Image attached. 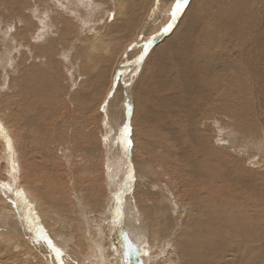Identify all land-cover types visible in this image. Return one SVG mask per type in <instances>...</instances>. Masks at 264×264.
I'll return each mask as SVG.
<instances>
[{
	"label": "bare ground",
	"instance_id": "1",
	"mask_svg": "<svg viewBox=\"0 0 264 264\" xmlns=\"http://www.w3.org/2000/svg\"><path fill=\"white\" fill-rule=\"evenodd\" d=\"M9 1V0H8ZM40 3H38L39 5L36 6L33 1H23V3H21L22 5H18L17 4V9L15 8V6L13 4H15L16 2L14 3H10V1L8 2L9 4L11 5H8L9 7H7L6 5L3 6V11H5V13H3L2 11H0V79H3L1 80L2 81V84L1 85V91H0V112L2 113L3 117L5 116V114L8 116H12L14 115L19 109H21L19 112H21V115H22V110L23 111H28L26 113H24L23 116L27 115L28 117L24 118L25 120V123L23 124V126L26 124V125H32V127L34 126H38V127H41L40 125H44V126H47V121H46V124L43 123V119L41 118H35L34 115L33 116H30V110H31V101H29L28 97L29 96H25V94H29V93H34L33 92V88L34 87H37L36 85H39V86H43L44 88L40 87L42 90L41 94H40V97L41 95H44L43 97L46 98V100L48 99L51 103V100H53V103L52 105H59L57 102L59 101V98L66 100L64 101V104L66 106H69L71 103H72V100L69 101V98L71 96V91L69 90H66L65 91V94L63 93V91H60L61 88L59 89V91H57L58 89L54 86V84H58V78H57V72L61 73L63 71V73L65 75H68L70 74L71 75V70H66L64 64H67V62L69 61L68 59V53H70L72 55V59H76L77 57H79V59L75 60V61H71V63L73 64H78L77 62L80 60V62H82V65H81V69H83V66L84 64H90V66L94 69L96 68H102L101 66L103 65V67L106 66V63L110 61V58H111V54H112V64H111V67L113 69H115L117 63L120 61V59L122 60H125V62H128V60L126 58H121L122 55V51L123 49L125 48V46L128 47V45L134 40L135 42L137 41H140V42H143L144 39L146 38H149V35L154 31V30H157L158 29V26L157 24L161 23V21H166L168 16H170V12H171V8H172V5L174 3V0H164V1H160L162 2V7L160 9V12L159 14L161 15V17L159 16V14H157L160 19L157 20V24L155 27H153V24L152 26H149L150 29L148 30V32H151L149 35L145 34L148 33L147 31L145 30H141L139 31V29L141 28L142 26V21L144 22V20H141V23H140V27H138V32H136L130 39H128V41L126 40L125 41V44L120 47V48H117V43L119 41V39L122 37V34L127 31L128 29H130V27H132V22L131 20L132 19H129V18H126V15H127V12H126V9L129 8L128 7V3L126 4V1L125 0H55L58 4H56L57 6H59L62 11H63V14H61L60 12V15H61V19L57 18H53L51 16H48L49 17V22H50V26H52V28L54 29L55 31V28L56 31H57V38L56 40L53 39L54 36H49L50 34H54L50 31H48L47 29V21L45 22L44 20H40L38 18V15L36 14L37 10L39 8L43 9V10H50L52 9V4L50 1H47L46 3L42 2V0H39ZM45 1V0H44ZM54 1V0H53ZM54 1V2H55ZM152 1V0H151ZM190 1V0H188ZM205 1V0H204ZM219 1V0H218ZM238 1V0H237ZM241 1V0H240ZM243 1V0H242ZM1 2H3V0H1ZM22 2V0H21ZM35 2V1H34ZM132 2V1H131ZM150 2V0H149ZM157 2V0H156ZM207 2V1H206ZM217 2V1H216ZM231 2V0H230ZM245 2V0H244ZM246 2H250V1H246ZM245 2V3H246ZM257 2V1H255ZM260 4V1H258ZM5 3H7L5 1ZM18 3V2H17ZM36 3V2H35ZM141 3V2H140ZM153 3V1H152ZM189 3V2H188ZM218 3V2H217ZM223 3V0L222 2ZM227 3V2H226ZM236 3V2H235ZM234 3V5H235ZM239 3V2H238ZM241 3V2H240ZM243 3V2H242ZM254 3V2H253ZM224 4L225 2L223 3V7H224ZM237 4V3H236ZM247 4V3H246ZM257 4V5H258ZM56 5L55 7L53 8V10H56ZM189 5V4H188ZM212 5V4H211ZM210 5V6H211ZM226 5V4H225ZM21 6V7H20ZM130 6V5H129ZM134 6V5H133ZM159 6V5H158ZM222 6V4H221ZM52 7V8H51ZM149 7H150V4H149ZM160 7V6H159ZM203 7V6H202ZM214 7V6H213ZM249 7V5L247 6ZM246 5L244 7H241V6H234V8L231 10L233 12V17H236L237 15H239V17H243L245 18V23L242 25V27H246V28H250V30H252L253 34H254V38L252 39L253 41L246 44L244 47H245V50H248V51H254L255 49H257V51H254L252 54H250L247 58V63H248V66H251V70L249 71V74L247 73H243L242 71H235V64L233 63V61L231 60L232 63H229L228 61L225 62L224 61V66L223 68L219 70H222L220 74L222 75H219L218 78H217V82L214 81L215 83L213 84V88L215 87L216 89V94L217 95L215 97V101L214 105H209L208 109H210L209 113H213V118L214 120L211 121V124L213 125V127L215 128V133H212L214 134V136L212 137L213 138V142L211 145H209L211 143V140L210 143L208 144L207 142V139L210 138L208 137L207 138V135L204 134L205 130H206V127L208 126V123L209 121L206 119V113H207V110L205 109V103L203 104H200V106H196L195 108H197L196 110H193L194 108H192V104H191V108H192V111H191V116L188 118L189 120H186V122L183 120V122H185L182 126L183 128L185 129H182L183 131H187L189 133V137H190V141L189 142H192V148H189L191 149L190 151H193L192 152H189L191 153V163H192V171H190V177L191 180H193V183H194V187L196 188V193L197 194V198H195L192 193V195L190 196H193L196 200L197 199H204L205 198V202L208 203V205H204L200 208H198L200 211L196 210L197 212H199V215L200 217L198 218H192L191 221H189V219L185 222H182L184 227H185V230H181L182 233L179 234L178 233V230H179V226L177 224V220L179 219V222L181 221L180 217L178 218V215H179V207L178 205H175L176 201L172 202V205H171V208L172 210L169 209V205H167V200L168 202L169 201V198L171 197H167V195L165 194L164 190H163V187L161 188L159 186V184L157 182H154L155 177H153V175L151 174V170L150 168L153 167L152 165H148V163H145L143 161H138V156L139 152H141V145L139 146V144L143 143L141 140H144V137L143 138H140L141 136L143 135H139V133L137 135H139L138 137L140 138V140H138L137 142L134 143L133 145V140H132V135H134L135 131L133 133H130L128 139H130L131 141V147H128L126 149L125 147V144H122L123 143V140H122V132H118L116 134V130L112 128V126H108V124H106V122L104 121V123H102V126L105 128V134L104 136L99 139L97 138V146L94 147V149H103V151L105 152L104 154H106V158H107V163L105 162V175H106V184H107V189L109 188L110 192L105 189L103 192V196L104 198H100L99 196H95V198L98 199L94 200L91 199L89 200V203L87 205H89V207L91 206V204H94V208L96 210V213H89V215H96L98 216V218L96 220H98L99 218H102V222L100 224L97 225L96 229L98 228H101L104 224V221L107 220L108 217L111 216V213L113 211H111L114 207H117L118 205L120 206L122 201L119 200L118 196L116 197V195H124L123 193V190H125V192L129 193V196H127V198H123L125 199V205L123 207L122 210H124V220L126 221V223L128 224V226L126 227H129V226H132L134 228V232H140V235H141V231H139L138 227H140L141 225V222H140V216L139 214L136 212L138 211L136 209V206L134 204V202L137 203V206H138V209H140L144 214V216L146 217L147 220H149V218L154 221V220H157V222H160L159 220L161 219V221L163 222L161 224V229H159L161 231V236H169L173 238V240L175 241V246L173 247L170 243V246L173 247V252H174V255L176 256L175 258H177L175 260L174 263L171 262V264H262L261 263V260L264 261V187L262 185H260L261 183H258V181L260 180L261 177L260 174H264V141L261 140V139H257V131H260L262 132V134L264 133V97L262 99H260L259 97L260 96H264L261 94V89L263 91V88L261 89H257L256 87H254L253 85L254 84H251V88L250 90L252 91V93L255 95L254 97H252L254 100H257V106H259L260 108L258 109V107L256 108L255 104H252L251 102L247 101L245 99V97L242 95H238L237 96H241V97H237L236 96V93L237 91L240 92V93H243L242 91L246 90L247 93H248V90L245 89L244 87H242L243 85L246 87L245 84H248V83H245L243 82V80L241 79L242 75L244 77V75H251V78L252 80L255 81L256 84H259L261 86H264V15L262 17H260L257 12L251 7H249L247 9ZM255 7V6H254ZM23 10V13H25L24 18H21V16H19V13L18 11L20 10ZM133 8V7H131ZM137 9V8H136ZM186 9V8H185ZM227 9V8H226ZM225 9V10H226ZM256 9H257V6H256ZM147 10V9H146ZM154 10V9H153ZM224 10V11H225ZM229 10V9H228ZM11 11L12 13L14 12H17L15 14H17V16L14 17H11ZM57 11V10H56ZM60 11V10H59ZM66 11V12H65ZM185 11V10H184ZM192 11V10H191ZM20 12V11H19ZM42 12V11H41ZM39 12V13H41ZM48 12V11H47ZM130 12V11H129ZM132 12V10H131ZM155 12V11H154ZM187 12V11H186ZM256 12V13H255ZM260 12V10H259ZM22 13V12H21ZM44 13V12H43ZM53 12H51L52 14ZM64 13H67V14H71L73 16L74 19H71V16L67 17V16H64L65 14ZM148 13V12H146ZM45 14V13H44ZM132 14V13H131ZM155 14V13H154ZM187 14V13H186ZM189 14V13H188ZM262 14V12H261ZM43 15V14H42ZM41 15V16H42ZM105 16V18H101L99 16ZM133 15V14H132ZM148 14H146L147 16ZM152 15V14H151ZM150 15V16H151ZM209 15V14H208ZM22 16V17H23ZM44 16V15H43ZM185 16V15H184ZM189 16V15H188ZM230 16V15H229ZM56 17V15H55ZM133 16H131L132 18ZM152 17V16H151ZM46 18V17H44ZM171 18V16H170ZM189 18V17H188ZM191 18V17H190ZM205 18V17H204ZM39 19V20H38ZM43 19V18H42ZM180 19V18H179ZM194 19V18H193ZM235 19V18H233ZM232 19V20H233ZM240 20L239 18H236V20ZM58 23L56 22H53V21H58ZM139 20V19H138ZM153 20V19H152ZM35 21L36 22V25L38 26V24H40L39 26H41L38 31H34V27H35ZM68 22H71V23H67ZM156 21V20H155ZM183 21V20H182ZM195 21V19H194ZM193 21V22H194ZM66 22V23H64ZM146 22V20H145ZM175 22V21H174ZM154 23V22H153ZM168 23V22H167ZM172 23V20L171 22ZM238 23V22H237ZM169 24V23H168ZM174 24V23H172ZM191 24H192V20H191ZM144 25V24H143ZM36 26V27H37ZM147 26V25H146ZM236 26V25H235ZM49 27V26H48ZM45 29V32H43L44 29ZM136 28V26H133V29ZM146 28V27H145ZM188 28V27H187ZM190 28V27H189ZM188 28V29H189ZM36 29V28H35ZM132 29V28H131ZM132 29V30H133ZM137 29V28H136ZM160 29V28H159ZM164 29V28H163ZM162 29V30H163ZM246 30V29H245ZM33 31V32H32ZM49 32L48 34L46 32ZM55 31V32H56ZM130 31V30H129ZM164 31V30H163ZM191 31V30H190ZM196 31V29H195ZM210 31V30H209ZM234 31V30H233ZM144 32V33H143ZM204 32V31H203ZM202 32V34L205 36L207 34H204ZM242 32V31H241ZM248 32V31H247ZM133 33V32H132ZM167 33V32H166ZM191 33H195L192 32ZM190 33V34H191ZM47 34V35H46ZM189 32L186 30H182L179 34H175V40L172 39L169 43H165V45H162L164 47H161V51L160 48H159V45H157L156 47V50L155 51H159L157 54V58H161V56H165V55H172V50L170 48H172L171 46L172 45H175L177 46V49L174 51V56L171 58V59H177V55H179L180 58L179 59V63H186L189 62V56L190 54L189 53H186L185 50H182L184 51L186 54L182 55L180 52V47H179V43L177 41V38L181 37L183 35H187L188 36ZM192 34V35H193ZM197 34V31L196 33ZM194 34V35H195ZM201 34V33H199ZM230 34V33H229ZM245 34V32H244ZM55 35V34H54ZM121 35V36H120ZM169 35V34H167ZM216 37H215V36ZM209 34L207 39L204 40L205 41V45L206 47L209 46V48H213L215 46H217V44L219 43V40L217 39V34ZM226 35V34H225ZM231 35V34H230ZM237 35V34H236ZM242 35V34H241ZM46 36H49L50 38H46ZM124 37H129L130 35L129 34H126V35H123ZM148 36V37H147ZM196 36L198 35H195L192 36L194 38H196ZM203 36V38H204ZM221 36V35H220ZM24 37V38H22ZM166 37V36H165ZM184 37V36H183ZM191 37V35H190ZM222 37V36H221ZM220 37V38H221ZM224 37V35H223ZM227 37V36H226ZM46 38V39H45ZM126 38H123L119 43H122ZM158 38V37H157ZM156 38V39H157ZM162 38V37H161ZM174 38V37H172ZM180 38V39H181ZM187 38V37H186ZM201 38V37H200ZM228 38V37H227ZM239 38V36L237 37ZM242 38V37H241ZM240 38V39H241ZM250 39V37H248ZM246 38V39H248ZM27 39V40H26ZM60 41H59V40ZM152 39V38H150ZM159 39V38H158ZM197 40L199 38H196ZM224 39V38H223ZM230 39V38H228ZM228 39H226V41H228ZM235 41V37L233 38ZM248 39V40H249ZM25 40L26 42L28 43H25ZM142 40V41H141ZM170 40V39H169ZM179 40V39H178ZM183 40V39H182ZM196 40V42H197ZM203 40V39H202ZM201 40V41H202ZM237 40V39H236ZM245 40V39H244ZM243 40V41H244ZM155 41V38H153V40H150V42L148 43L149 46H152L153 43ZM174 41V44H172V42ZM184 41V40H183ZM223 41V40H221ZM242 41V40H240ZM165 42V41H164ZM229 42H232V41H229ZM62 43H65L67 44V47L69 45V50L67 48H64L63 47V44ZM195 43V42H194ZM198 43H199V40H198ZM202 44V42H200ZM221 44H224L226 42L223 41L220 42ZM57 44V45H55ZM62 44V45H61ZM144 44V43H143ZM160 44V43H159ZM162 44V43H161ZM160 44V46H161ZM172 44V45H171ZM182 44V43H181ZM187 44V43H186ZM227 44H229L227 42ZM234 44V43H233ZM232 44V45H233ZM236 44H238V41H236ZM241 44V43H240ZM29 46V45H32L31 48H29L30 52L26 51L25 49H21V48H25V46ZM131 45V44H130ZM183 45V44H182ZM196 45V43H195ZM195 45H193V48L195 47ZM200 44H198L199 46ZM204 45V44H202ZM62 46V47H61ZM120 46V45H119ZM133 46V45H131ZM201 46V45H200ZM227 45H225L224 48H226ZM230 46V45H229ZM234 46V45H233ZM237 46V45H236ZM61 47V48H60ZM154 47V46H152ZM191 47V46H190ZM235 47V46H234ZM241 47V46H240ZM35 48V49H34ZM199 48V47H198ZM237 48V47H236ZM239 48V47H238ZM251 48V49H250ZM65 49V50H64ZM181 49H184L183 47H181ZM208 49V48H207ZM216 49V48H215ZM215 49H210V50H213V52L215 51H219V52H223L222 54H226V51L224 52V49L222 47V45H219L217 46V50ZM220 49L222 51H220ZM240 49V48H239ZM238 49V50H239ZM20 51V53L18 54V58L17 57H14L16 58L17 60H14L16 61L14 63V61H12L13 59L11 58L13 56V54L16 53V51ZM25 50V51H23ZM32 50V51H31ZM33 50H35V52L32 54ZM112 50H114V54L112 52ZM127 50V49H126ZM153 50V48H152ZM194 50H197L196 48ZM193 50V51H194ZM215 50V51H214ZM235 50V49H234ZM237 50V49H236ZM235 50V51H236ZM128 51V50H127ZM126 51V52H127ZM187 51H189L188 47H187ZM191 51H192V48H191ZM200 50H198L199 52ZM207 51V50H206ZM217 51V52H218ZM204 52V51H202ZM200 53V54H204V53ZM228 52V51H227ZM232 52V51H231ZM46 53V54H45ZM125 53V52H124ZM146 53V52H145ZM183 53V52H182ZM249 53V52H247ZM27 54L29 56H31V61H29V58H27ZM41 54V55H40ZM43 54V56H42ZM48 57L49 59V56H50V59L51 62L53 61V63H55V67L52 65L53 63H48V59L44 62L45 58V55ZM122 54V55H121ZM193 54V52H192ZM197 54V53H196ZM208 54V53H207ZM221 54V53H220ZM234 54V53H233ZM17 55V53H16ZM37 55V57L35 56ZM60 55V56H59ZM213 55V54H212ZM211 55V56H212ZM217 55V53H216ZM214 55V58L213 60H215V56ZM227 55V54H226ZM231 57L232 58V53H230ZM228 55V56H230ZM15 56V55H14ZM70 56V55H69ZM147 56V55H146ZM194 56V54H193ZM193 56L191 58H193ZM206 56V55H205ZM209 56V55H207ZM219 56V55H218ZM217 56V57H218ZM223 55L219 56V57H222ZM235 56V55H233ZM64 58L67 59L66 60H61V58ZM128 57V56H127ZM139 57V56H138ZM177 57V58H176ZM199 57V55H198ZM227 57V56H226ZM226 57L224 59H226ZM238 57V56H236ZM43 59V60H38V59ZM131 58V57H130ZM137 58V57H136ZM168 58V57H167ZM197 58V57H194V59ZM201 58V56L199 57ZM204 58V57H203ZM209 58V57H208ZM228 58V57H227ZM241 58V57H240ZM170 59V58H168ZM170 59V60H171ZM115 60V61H114ZM133 60V59H131ZM160 60V59H159ZM216 60H219L220 61V58L219 59H216ZM237 60V59H236ZM240 60V59H239ZM135 61V59H134ZM166 61V60H165ZM175 61V60H174ZM194 61V60H192ZM203 61V59H202ZM205 61V60H204ZM210 61V60H209ZM235 61V60H234ZM38 62V63H37ZM171 62V61H170ZM216 62V61H215ZM215 62H212L214 64H218V63H215ZM239 62V61H238ZM243 59L242 61L240 62V64L243 65ZM177 63V62H176ZM178 63V68L180 69V71L178 72V75L176 76L177 79L175 80H179V82H185L186 85L185 87H187L190 83V77L189 75L192 73L194 74L192 71H183V67L184 68H187L188 66H182V65H179ZM188 63V64H189ZM193 63V62H192ZM198 63H202L200 59H197V64ZM207 62H205L206 64ZM211 63V62H209ZM221 63V62H220ZM223 63V62H222ZM221 63V64H222ZM14 64V65H13ZM87 64H86V67H87ZM141 64V62H140ZM172 64V63H171ZM205 64L203 63L204 67H205ZM257 64V65H256ZM69 65V62L68 64ZM71 65V64H70ZM121 65V64H120ZM119 65V66H120ZM196 65V64H195ZM209 65V64H208ZM238 65V64H237ZM118 66V67H119ZM151 66V65H150ZM174 66V65H173ZM190 66V65H189ZM197 66V65H196ZM202 66V64H201ZM214 65L213 64H210L209 66L207 67H210L208 69L209 72H213V67ZM220 66V65H219ZM239 66V65H238ZM69 67V66H68ZM71 67V66H70ZM69 67V68H70ZM76 67V66H75ZM123 67V66H122ZM133 67V66H132ZM137 67V66H136ZM193 67V65L191 66ZM215 67V66H214ZM244 68V66H242ZM247 66H245V69ZM85 68V67H84ZM124 68V67H123ZM166 70L170 69L169 67H165ZM168 68V69H167ZM175 67H171V69H173ZM200 68V66L198 67ZM197 68V69H198ZM203 68V66H202ZM240 68V67H238ZM237 68V69H238ZM78 69V68H77ZM80 69V68H79ZM120 69V68H119ZM136 69V68H135ZM134 69V70H135ZM146 69V68H145ZM189 69V68H188ZM204 69V68H203ZM88 70V69H87ZM111 70V69H110ZM148 70V69H147ZM174 70V69H173ZM192 70V69H191ZM201 70V68H200ZM216 71V69H214ZM242 70V69H241ZM74 71V70H72ZM78 71V70H77ZM80 71V70H79ZM83 71V70H82ZM113 71V70H112ZM127 71V70H126ZM136 71V70H135ZM143 71V70H142ZM149 71V70H148ZM164 71V70H163ZM176 72V70H174ZM203 71V70H201ZM200 71V72H201ZM244 71H247V70H244ZM86 72V70H85ZM83 72V73H85ZM107 72V71H106ZM133 72V71H132ZM131 72V73H132ZM141 72V71H140ZM146 72V71H145ZM157 72V71H156ZM169 72H172V71H169ZM198 72V71H197ZM123 73V72H121ZM128 73V72H127ZM153 73V72H151ZM174 73V72H173ZM199 73V72H198ZM202 73V72H201ZM208 73V72H207ZM236 73V75H232L233 77H231L230 74H234ZM107 74V73H106ZM104 73V76L106 75ZM146 74V73H145ZM154 74V73H153ZM153 74H149L148 73V77L152 80H154V77L156 76H153ZM168 74V73H167ZM170 75L172 73H169ZM175 74V73H174ZM204 74V73H203ZM210 74V73H209ZM208 74V75H209ZM213 74V73H211ZM110 75V74H109ZM116 75V74H115ZM130 75V73H129ZM169 75V76H170ZM176 75V74H175ZM207 75V74H206ZM223 75H226V77H224ZM230 75V77L228 76ZM238 75V76H237ZM78 76V75H77ZM108 76V75H107ZM105 76V77H107ZM134 76V75H133ZM145 76V75H144ZM143 76V77H144ZM146 76V77H147ZM192 76V75H191ZM203 76V75H202ZM213 76V75H212ZM217 76V74H216ZM241 76V77H240ZM63 77V76H61ZM121 77V76H120ZM145 77V78H146ZM159 77V75L157 76ZM165 78V76H163ZM171 77V76H170ZM174 77V76H173ZM197 77V76H196ZM200 77V76H199ZM206 77V76H205ZM209 79H210V75L208 76ZM215 78V76H213ZM70 78V77H69ZM112 78V77H111ZM123 78V77H122ZM126 78V77H125ZM133 78V77H132ZM136 78V76H135ZM134 78V79H135ZM160 78V77H159ZM157 78V79H159ZM169 78V77H168ZM204 79V76L202 77ZM201 78V81H203ZM247 77H245L246 79ZM60 79V78H59ZM71 79V78H70ZM75 79V78H74ZM77 79H82V78H77ZM85 79V78H83ZM121 79V78H120ZM131 79V77H130ZM142 79V78H141ZM198 79V77H197ZM206 79V78H205ZM204 79V80H205ZM213 78H211L210 80H212ZM66 80V79H65ZM68 80V79H67ZM96 80V79H95ZM112 80V79H111ZM116 80V79H115ZM123 80V79H122ZM167 80V78H166ZM195 80V79H194ZM199 80V79H198ZM214 80V79H213ZM71 81V80H69ZM78 81V80H77ZM144 80L142 79L141 82H143ZM157 81V80H156ZM164 81V80H162ZM200 81V83H201ZM248 81H251V80H248ZM79 82V81H78ZM140 82V81H139ZM140 82V83H141ZM145 82V81H144ZM155 82V81H154ZM173 82V79L172 81ZM175 82V81H174ZM178 81H176L175 83H177ZM197 82V81H196ZM205 82V81H203ZM208 82V81H207ZM252 82V81H251ZM109 83V82H108ZM126 83V82H124ZM128 83V82H127ZM184 83V84H185ZM194 83V82H193ZM191 83V84H193ZM199 83V82H197ZM210 83V82H209ZM253 83V82H252ZM4 84V85H3ZM111 84V83H110ZM151 84V83H149ZM147 84V85H149ZM157 84V83H156ZM166 84V83H165ZM164 84V85H165ZM178 84V83H177ZM11 87H10V86ZM72 85V84H71ZM76 85V83L74 84ZM94 85V84H93ZM120 85V84H119ZM137 85V84H136ZM155 85V84H154ZM169 85V84H167ZM165 85L166 88L169 89V86ZM176 86V84H174ZM181 85V84H180ZM206 85V84H205ZM242 85V86H241ZM61 86V85H60ZM65 86V85H64ZM82 86V85H81ZM80 86V87H81ZM84 86V85H83ZM123 86V85H122ZM126 86V85H125ZM123 86V87H125ZM129 86H131L129 84ZM157 86V85H156ZM173 86V85H172ZM171 86V87H172ZM179 86V84H178ZM194 86V85H193ZM198 86V85H197ZM207 86V85H206ZM250 86V85H249ZM256 86V85H255ZM145 87V86H144ZM174 87V86H173ZM182 86L178 87L179 90L176 92L178 94V96H176V99L177 101L174 103L176 105L180 103L179 106H186L189 102H190V99H191V95L192 94H189V92L187 91H190L188 90L187 88H185V92L182 91L181 89ZM192 87V85H191ZM211 87V88H212ZM122 88V87H121ZM127 88V87H126ZM139 88V86H138ZM147 88V87H146ZM160 88H162L160 85H159V91L161 90ZM176 88V87H175ZM174 88V89H175ZM196 89V87H194ZM206 87H204L205 89ZM248 88V87H246ZM12 89V90H11ZM14 89V90H13ZM64 89V88H62ZM75 89V88H74ZM109 89V88H107ZM128 89V88H127ZM140 89V88H139ZM150 89V88H149ZM203 89V88H202ZM201 89V90H202ZM203 89V90H204ZM7 90V91H6ZM78 91V89H76ZM119 90V89H118ZM117 90V92H118ZM155 90V89H154ZM170 90V95H171V91L173 90L172 89H169ZM207 90V88L205 89ZM204 90V91H205ZM210 90V89H209ZM249 90V91H250ZM10 92L13 94L16 95V97L14 96H11L10 93H3V92ZM145 91V89H144ZM175 91V90H174ZM195 91V90H193ZM14 92V93H13ZM38 92V91H36ZM44 92V93H43ZM90 93V91H88ZM92 92V91H91ZM130 92V91H129ZM135 92V91H134ZM158 92V91H157ZM173 92V91H172ZM198 92H201V91H198ZM196 92V93H198ZM207 92V91H206ZM211 92V91H210ZM43 93V94H42ZM82 93V92H81ZM107 93V92H106ZM128 93V92H127ZM142 93V92H141ZM146 93V92H145ZM144 93V94H145ZM156 93V92H155ZM161 93V92H160ZM175 93V92H174ZM174 93L172 94V96L174 95ZM195 93V92H194ZM204 93V92H203ZM213 94V92H211ZM251 93V94H252ZM64 94V98L62 97V95ZM88 94V93H87ZM115 94V93H114ZM112 93V96L114 95ZM122 94V93H121ZM153 94V93H151ZM163 92L161 93V98H160V95L159 96H155V98H159L162 100V97H164L163 95ZM199 94H202V93H199ZM198 94V95H199ZM207 94V93H206ZM205 93L203 95H206ZM11 97H10V96ZM22 96L20 98H22V101H20V103H18V105L20 106L21 103L23 105V103L26 105V106H23V108H19L18 105V110L16 108V104L17 103V97L19 96ZM35 95V94H33ZM66 95V97H65ZM86 95V94H85ZM106 95V94H105ZM124 95V94H123ZM130 95V94H129ZM143 95V93H142ZM158 95V94H157ZM165 97L163 98L164 100L166 99V94L164 93ZM169 95V96H170ZM176 95V94H175ZM209 95V94H208ZM225 95H230L229 97L233 98V101L234 99H236V102H234V104L228 100L226 98ZM37 96V95H36ZM78 96V95H77ZM108 96V95H107ZM122 96V95H121ZM128 97V95H126ZM168 96V94H167ZM171 96V97H172ZM191 96L189 99L188 97ZM194 96V95H193ZM202 96V95H199V97ZM211 96V95H210ZM214 96V94H213ZM38 97V96H37ZM42 97V98H43ZM59 97V98H58ZM75 99L76 97L73 96ZM88 97V96H87ZM148 97V96H147ZM175 97V96H173ZM198 97V96H196ZM207 96H204V98H206ZM34 98V97H32ZM31 98V99H32ZM36 98V97H35ZM39 98V97H38ZM81 98V96H80ZM89 98V97H88ZM105 98V97H104ZM111 99H113L112 97H110ZM118 98V97H117ZM123 98V96H122ZM154 98V97H153ZM154 98V99H155ZM168 98V97H167ZM202 98V97H201ZM209 98V97H208ZM240 98V100H238ZM14 99H16V101H13ZM19 99V98H18ZM103 99V97H102ZM110 99V100H111ZM128 99V98H127ZM144 100V98H142ZM148 99V98H147ZM158 99V101L160 102V100ZM169 99V98H168ZM175 99V98H174ZM243 99V100H242ZM249 99V98H248ZM40 100V99H39ZM44 102H45V99H43ZM58 100V101H57ZM78 100V99H77ZM80 100V99H79ZM82 100V99H81ZM80 100V101H81ZM91 99H89L90 101ZM130 100V99H129ZM192 100V99H191ZM204 100V99H203ZM238 100V101H237ZM261 100V102H260ZM109 101V100H108ZM107 101V102H108ZM119 101V100H118ZM131 101V100H130ZM137 101V100H136ZM150 101V100H149ZM155 101V100H154ZM173 101V100H172ZM172 101H171V105H172ZM202 101V99H201ZM201 101H197V104L201 103ZM209 101V100H208ZM213 101V99H212ZM211 101V102H212ZM39 102V101H37ZM41 102V100H40ZM39 104H43V103H40ZM86 102V101H85ZM139 102V101H138ZM137 102V103H138ZM145 102V106H143L144 110H145V107L148 105H146L147 103V100L143 101ZM179 102V103H178ZM195 102V100H194ZM49 103V104H50ZM75 103H78L77 101ZM100 103L103 104V102L101 101ZM106 103V102H105ZM110 103V101H109ZM112 103V101H111ZM114 103V102H113ZM128 103V101H127ZM131 103V102H130ZM149 103V102H148ZM152 101L149 103V106H155V103L153 102L152 104ZM166 103V102H165ZM193 103V101H192ZM238 104V106H241L243 108V110L245 111L246 114L248 113H251L252 111H254L255 113H257L256 116V119L254 121H251L249 122L247 125L244 124L243 126V129H241V132H242V135L241 134H238V132H233V130L229 127H225L226 122L224 123V121H226L224 117L225 114L224 112L228 113L227 112L228 110H231V108ZM46 104V103H45ZM69 104V105H68ZM74 104V103H73ZM151 104V105H150ZM167 104V103H166ZM165 104V105H166ZM190 104V103H189ZM196 104V105H197ZM91 105H93L91 103ZM89 105V106H91ZM100 105V104H99ZM117 104H115L114 106H116ZM125 105V104H124ZM168 105V104H167ZM63 106V105H62ZM137 106V104H136ZM142 105H140L141 107ZM148 106V107H149ZM151 106V107H152ZM208 106V104H207ZM237 106V105H236ZM21 107V106H20ZM87 107V106H86ZM108 107V106H107ZM117 107V106H116ZM132 107V106H131ZM129 107V108H131ZM139 107V106H137ZM135 107V118L134 119H138L137 115L139 113L142 112V116H143V113L144 111ZM150 107V108H151ZM159 106H157L155 109H157ZM164 107V105L162 106ZM166 107V106H165ZM173 107V105H172ZM178 107V106H176ZM188 106H186L187 108ZM194 107V105H193ZM71 108V107H69ZM104 108V107H103ZM126 108V107H125ZM175 108V106H174ZM190 106H189V109H191ZM235 109V107H233ZM232 108V109H233ZM63 109V108H62ZM68 109V108H67ZM86 109V108H85ZM93 109V108H91ZM97 109V108H96ZM99 109V108H98ZM105 109V108H104ZM103 109V110H104ZM118 109V108H117ZM133 109V108H132ZM167 109V108H165ZM164 109V110H165ZM171 109V108H170ZM169 109V110H170ZM177 109V108H176ZM175 109V110H176ZM183 109V108H182ZM187 109V110H189ZM233 109V111H234ZM258 109V110H257ZM88 110V109H87ZM100 110V109H99ZM126 110V109H125ZM129 110V109H128ZM147 110V109H146ZM149 110V109H148ZM153 110V109H152ZM158 110V109H157ZM160 110V109H159ZM175 110H173L172 112H174ZM179 110V109H177ZM186 110V109H185ZM186 110V111H187ZM102 111V110H101ZM124 111V110H123ZM154 111V110H153ZM162 111V110H161ZM184 111V110H183ZM182 110L180 112H183ZM195 111V112H193ZM89 112V111H88ZM106 112V111H105ZM122 112V111H121ZM129 112V111H128ZM159 112V111H158ZM158 112L156 114V117L158 115ZM166 112V111H165ZM253 112V113H254ZM82 113V112H81ZM102 114H104L103 112H100ZM98 113V114H100ZM131 113V112H130ZM164 114V112H161ZM175 113V112H174ZM189 113V112H188ZM235 113V112H234ZM239 113V112H237ZM17 114V113H16ZM19 114V113H18ZM17 114V115H18ZM30 114V115H28ZM49 114V113H48ZM61 114V113H60ZM91 114V113H90ZM117 114V113H116ZM115 114V116H116ZM151 114V113H150ZM162 114V115H163ZM168 115L170 113H167ZM178 113L176 112V117L180 116L181 117V114L180 115H177ZM183 114V113H182ZM232 114V113H231ZM230 114V115H231ZM2 115H0V117H2ZM17 115H14V116H17ZM108 114H106V118L109 120V116H107ZM125 115V114H124ZM141 115V114H140ZM147 117L150 118V116L148 115V113H146ZM161 115V114H160ZM171 115V114H170ZM184 115V114H183ZM182 115V116H183ZM243 113L239 114V117H242ZM20 116V114H19ZM50 116V115H49ZM48 116V118H49ZM103 116V115H102ZM127 116V115H126ZM211 116V117H212ZM248 116V115H247ZM250 116V115H249ZM89 118V116H86ZM146 117V116H145ZM160 117V116H159ZM158 117V118H159ZM162 117V116H161ZM172 117V116H171ZM229 117V116H228ZM99 118V116L97 117ZM95 117V119H97ZM112 118V115L111 117ZM117 118V117H116ZM133 118V117H132ZM131 118V120L127 119L125 121V124H121V127L119 128H124L125 125H128L130 127V130L133 131V129H135L134 127V123L133 124V119ZM152 118V117H151ZM155 117H153L154 119ZM163 118V117H162ZM161 118V119H162ZM181 118H184L181 117ZM186 118V117H185ZM210 118V117H209ZM231 118V117H230ZM245 118H246V115H245ZM253 118V117H252ZM3 119H6V118H3ZM21 119V118H20ZM19 119V121H20ZM93 119V120H95ZM145 119V118H143ZM148 119V118H146ZM156 119V118H155ZM164 120H166L165 118H163ZM162 119V120H163ZM228 119V118H227ZM244 119V118H243ZM7 120H8V117H7ZM23 120V121H24ZM43 120V121H42ZM49 120V119H48ZM88 120V119H87ZM92 119H90L89 122H91ZM101 120V119H99ZM112 120V119H111ZM116 120V119H115ZM118 120V119H117ZM124 120V119H123ZM150 120V119H149ZM161 120V121H162ZM163 120V121H164ZM171 121V119H169ZM168 120V121H169ZM175 120V118H174ZM4 121V120H3ZM17 121V120H16ZM85 121V119L83 120ZM113 121V120H112ZM112 121H110L112 123ZM120 121V120H119ZM148 121V120H146ZM145 121V122H146ZM154 121V120H153ZM157 121V120H156ZM155 121V122H156ZM162 121V122H163ZM167 121V120H166ZM165 121V122H166ZM234 121V120H233ZM6 122V120H5ZM4 122V123H5ZM22 122V121H21ZM59 122V121H58ZM57 122V125H60L59 123ZM65 122V121H64ZM87 122V121H86ZM86 122H84L86 124ZM109 122V123H110ZM122 122V120H121ZM149 122V121H148ZM158 122V121H157ZM179 121H176V123H178ZM229 122V121H227ZM2 123V124H4ZM15 123V121H14ZM23 123V122H22ZM66 123V122H65ZM88 123V122H87ZM98 123V122H97ZM117 123V122H116ZM147 123V122H146ZM145 123V124H146ZM170 123V122H169ZM246 123V122H245ZM1 122H0V126L2 125ZM9 124V126L7 127H11L14 131V137H15V133H16V129H15V126L14 124H12V122L10 121H7V125ZM18 124V123H17ZM20 124V123H19ZM115 124V122H114ZM141 124V123H140ZM151 124V122H150ZM155 124V123H154ZM162 124L163 126V123H159V125ZM5 125V124H4ZM2 125V127L4 126ZM21 125V124H20ZM56 125V126H57ZM88 125V124H87ZM101 125V124H100ZM112 125V124H111ZM116 125V124H115ZM148 124H146L147 126ZM158 125V126H159ZM242 125V124H241ZM22 126V125H21ZM75 126V125H74ZM99 126V125H98ZM97 126V127H98ZM137 126V125H136ZM139 126V125H138ZM137 126V128H138ZM181 126V125H180ZM19 127V126H18ZM59 127V126H58ZM57 127V128H58ZM66 127V126H65ZM86 127V126H85ZM161 127V126H159ZM167 127V126H165ZM209 127V126H208ZM212 127V126H211ZM172 128V127H170ZM174 128V127H173ZM172 128V129H173ZM180 128V127H179ZM225 128L228 129V131L226 132L225 131ZM241 128V127H240ZM6 129V128H5ZM3 128H0V162H3L4 163V166L5 167V171H4V175L6 178V183L2 184V189L0 190H3L2 193L1 192V196L0 198V244L3 243L4 247L6 246H9L11 245V249L12 251L15 253V257L11 260V261H5L7 259L4 260V257H0V258H3V260L5 261H1L0 264H61V261H62V264H69L67 261H68V258L69 257H72V256H69L67 257V253L64 252V254L62 253L63 256L60 257V260L58 261L55 257V253L52 251V249L49 247L48 243L43 239V235L46 234L48 239L52 242V244L54 245L55 244V239H51L49 237V231H52V229L50 228V224H54L55 225V228L57 229H60L62 231L61 234H64L65 231H68L67 233L69 232H76V235L81 233L80 236H82V232H79L78 231V227H82L81 224L85 225V222L87 223L86 224V227L88 224H92L95 222L94 219H90V216L86 215L85 218H81L77 215V213L79 211H83L80 207L81 205V202H77L75 205H71L72 202H75V199L78 198L77 196H72V198H70V201L64 204H68L67 206H59V208H46L45 210V201L44 203L41 202H38V200H36L35 198H33V196H31L30 194H28V192L26 191H23L22 190V185L21 183H19V174H20V170H19V167H18V162H17V156L19 155V158H20V162H21V175L20 178H23L24 179V182H25V187L26 185L28 186V179L27 178V168H23V161H25V159H27V151L25 149H23L24 146L23 143L20 144L19 142V137H18V134L16 135V137L14 138L15 139V144H14V140L9 137L10 135L8 134L7 131L9 130H5ZM12 129H10L12 131ZM41 128H38L37 130L40 131ZM65 129V128H64ZM101 129V128H100ZM167 129V128H166ZM169 129V128H168ZM54 130V129H53ZM56 130V129H55ZM67 130V129H66ZM97 130V129H96ZM123 130V129H121ZM209 130V129H208ZM142 132H145L144 134L148 137V140L149 141V138L151 137V132L148 130V129H143L141 130ZM169 132L171 131V129L168 130ZM178 131V130H177ZM180 131H181V128H180ZM178 131V132H180ZM184 131V132H185ZM49 132V131H48ZM88 132V131H87ZM168 132V133H169ZM209 132H212L209 130ZM224 132V133H223ZM19 133V132H18ZM69 133V132H68ZM66 134V141H70L72 140V136L69 134ZM174 133V132H173ZM26 134H27V131H26ZM54 134V133H53ZM96 134V133H95ZM176 134V132L174 133ZM172 134V135H174ZM179 134V133H178ZM181 134V133H180ZM179 134V135H180ZM192 134V135H191ZM193 134H194V137L195 139H193ZM57 134H54L50 136L51 141L52 143L54 144V141L57 145L58 143V138L61 137L60 135L59 136H55ZM80 135V134H79ZM136 135V134H135ZM170 135V134H169ZM261 135V134H260ZM54 136V137H53ZM82 136V135H81ZM177 136V135H175ZM242 137L243 140L241 143H239V137ZM56 137V138H55ZM86 137V135H85ZM136 137V136H135ZM136 137V138H138ZM180 137V136H179ZM179 137H177V139H179ZM25 138H28V139H31V137H29V134L25 136ZM64 138V136H63ZM95 138V137H94ZM138 138V139H139ZM146 138V137H145ZM181 138V137H180ZM79 139V138H78ZM177 139H174V140H177ZM41 140V139H40ZM75 137H74V141H75ZM80 140V139H79ZM85 140V139H84ZM134 140H137V139H134ZM163 143H162V151L167 154H169V148H171V145L173 146L174 144L171 142L173 140V138L171 136H167L163 139ZM189 140V139H188ZM42 141V140H41ZM48 141V140H47ZM120 141V142H119ZM141 141V142H140ZM151 141V139H150ZM149 141V142H150ZM186 141V140H184ZM146 142V144H150V146L152 147L151 145V142ZM155 142V141H154ZM156 142H157V139H156ZM175 142V141H174ZM179 142V141H178ZM145 143V141H144ZM143 143V144H144ZM47 144V142L45 143ZM179 144V143H178ZM177 144V145H178ZM187 141H186V144L187 145ZM34 145V144H33ZM61 145V144H60ZM63 145V143H62ZM78 145V144H77ZM83 145H85L83 143ZM132 145H133V148H132ZM145 145V144H144ZM154 146L156 144H153ZM166 145V146H165ZM176 145V144H175ZM184 145V147H185ZM43 146V145H42ZM65 145H63L64 147ZM88 146V145H87ZM86 146V148H87ZM94 146V144H93ZM147 146V145H146ZM179 146V145H178ZM14 147V150H12V148ZM29 147V146H28ZM80 147V146H79ZM144 146H142L143 148ZM176 146H174V149ZM199 147H203L205 149V152H203L202 154L198 151H200ZM27 148V147H26ZM30 148V147H29ZM43 148V147H42ZM60 148H62L60 146ZM82 148V146H81ZM85 147H83L82 149L84 150ZM85 148V149H86ZM146 148V147H145ZM144 148V149H145ZM148 148V147H147ZM79 149V148H78ZM132 149L134 155H133V162H134V174L136 175V181H135V191L132 195V193H130L129 191H127V188L126 186L124 187L125 184H121L123 181H121V170H122V167H124V164L127 163L128 160H130L129 158V152H131L130 150ZM143 149V150H144ZM178 149V148H177ZM180 149V148H179ZM182 149V148H181ZM204 149H201L204 151ZM18 150V152H17ZM62 150V151H61ZM61 150H57V153L59 154V157L60 159H64L67 163H69V161H71V154H69L70 152H68L66 149H61ZM92 150V147H89L88 148V151H80L82 153H85L86 154V157L89 161H92V154H93V151ZM98 150V151H99ZM137 150V151H136ZM138 150H140L138 152ZM151 150V149H150ZM261 150V151H260ZM31 151V150H30ZM41 151V150H40ZM72 151V150H71ZM74 151V150H73ZM78 151V152H80ZM171 151V154L172 153H175V152H172V150L170 149ZM176 151V150H175ZM181 151V150H179ZM29 152V150H28ZM76 152V151H75ZM143 152V151H142ZM141 152V153H142ZM153 152V151H152ZM100 153H102L100 151ZM146 153L149 154V152L146 151ZM260 153H261V156H260ZM95 154V152H94ZM170 154V155H171ZM180 154V153H179ZM177 154V155H179ZM182 154V152H181ZM180 154V155H181ZM51 155V154H50ZM102 155V154H101ZM144 155H147V154H144L141 155V156H144ZM185 154H183L184 156ZM29 156V155H28ZM79 156V154H78ZM95 156V155H94ZM97 156H99L97 154ZM152 156V154H151ZM160 157H158V162H161L163 164L169 166L170 164H168L167 162V157H164L162 154H159ZM169 156V155H168ZM172 158H173V155H171ZM186 156V155H185ZM184 156V157H185ZM188 156V155H187ZM33 158V155L31 156ZM71 157V158H70ZM81 157V155H80ZM86 157H83V158H86ZM30 158V156H29ZM76 158V157H75ZM129 158V159H128ZM151 158V157H150ZM171 158V160H172ZM186 158V157H185ZM188 158V157H187ZM85 159V160H87ZM98 159V158H97ZM132 159V158H131ZM140 159V158H139ZM155 159H156V156H155ZM33 160V159H32ZM35 160V159H34ZM63 160V162H65ZM101 160V159H100ZM142 160V159H140ZM190 160V158H189ZM188 160V161H189ZM73 161V160H72ZM89 161L87 163H89ZM95 161V159H94ZM36 162V161H35ZM75 162V161H74ZM77 162V161H76ZM82 162V161H81ZM171 162V161H170ZM182 162V161H180ZM185 162V161H184ZM37 163V162H36ZM41 163V161H40ZM84 163V162H83ZM91 163H94V162H91ZM91 163H90V167H91ZM104 163V162H103ZM154 163V162H153ZM152 163V164H153ZM156 163V164H157ZM176 163V162H175ZM13 164L15 165V171H13ZM76 164V163H75ZM74 164V165H75ZM100 164V163H98ZM173 164V162H172ZM171 164V165H172ZM181 164V163H180ZM227 164H229V168L226 166ZM46 165V164H45ZM72 165V164H71ZM127 165V164H126ZM129 165V164H128ZM159 165V164H158ZM157 165V166H158ZM170 165V166H171ZM184 165V164H183ZM41 166V165H40ZM68 166V165H67ZM78 166V165H77ZM83 166V165H82ZM156 166V167H157ZM163 166V165H161ZM190 166V165H189ZM189 166H186L187 169H189ZM85 167V166H84ZM96 167V166H95ZM155 167V166H154ZM160 167V166H159ZM221 167H225V172H222L223 175H219L217 174V171L219 170V168ZM39 168V167H38ZM41 168V167H40ZM58 168V167H57ZM93 168V166H92ZM103 168V166H102ZM127 168V167H126ZM131 168V167H130ZM184 166L181 167L180 166V169L183 170ZM185 168V170H186ZM52 169V168H50ZM91 169V168H90ZM161 170V167L158 168L157 170ZM167 169V168H165ZM92 170V169H91ZM103 170V169H102ZM126 170V169H125ZM179 170V169H178ZM222 170V169H221ZM37 171V170H36ZM41 171V170H40ZM56 171V170H55ZM128 171V170H127ZM163 172V169L161 170ZM160 171V172H161ZM170 171V170H169ZM184 171V170H183ZM33 172V171H32ZM50 172V171H49ZM94 172V171H93ZM130 172L133 173L132 170H130ZM165 172H167L165 170ZM177 172V171H176ZM180 172V170L178 171ZM188 172V171H187ZM38 173V172H37ZM55 173V172H54ZM164 173V172H163ZM168 173V172H167ZM165 173V175L167 174ZM233 173V174H232ZM40 174V173H38ZM37 174V176H38ZM43 174V172L41 173ZM51 174L53 175L52 171H51ZM154 174V173H153ZM159 174V173H158ZM169 174V173H168ZM178 174V173H177ZM182 174H184L182 172ZM176 175V174H175ZM40 176V175H39ZM50 176V175H49ZM65 176V175H64ZM93 176V175H92ZM104 176V174H103ZM128 176V175H127ZM161 176V174H160ZM163 176V175H162ZM177 176V175H176ZM187 176V175H186ZM185 176V177H186ZM47 177V176H46ZM180 177V176H179ZM49 178V177H48ZM71 178V177H70ZM104 178V177H103ZM125 177H123L122 179H124ZM159 179V177H157ZM176 178V177H175ZM45 179V178H44ZM127 178H125L126 180ZM133 177L132 175L130 176V178H128V185H133ZM178 179V178H177ZM21 180V179H20ZM36 180V179H35ZM70 180V179H69ZM105 180H104V184H105ZM124 180V181H125ZM148 180V181H147ZM175 180V179H174ZM173 180V181H174ZM189 180V179H188ZM33 181V179H32ZM32 181L31 183L29 184H32ZM40 181V180H39ZM38 181V182H39ZM45 181V180H44ZM51 182V180H49ZM54 180H52L53 182ZM172 181V179L170 180ZM126 182V181H125ZM189 182V181H188ZM221 183V184H224V185H218V183ZM264 182V181H263ZM219 183V184H220ZM48 184V183H47ZM55 184V182H54ZM53 184V185H54ZM71 184V182H70ZM69 184V185H70ZM103 184V185H104ZM106 184L104 186H106ZM121 184V186H120ZM34 185V184H32ZM36 185V184H35ZM39 185V184H38ZM68 185V186H69ZM92 185V184H91ZM127 185V183H126ZM37 186V185H36ZM45 186V184H44ZM42 186V188L44 187ZM50 186V185H48ZM185 186V185H184ZM38 187H41V186H38ZM46 187V186H45ZM51 187V186H50ZM74 187V186H73ZM78 187V186H77ZM120 187H124L123 189L121 188L120 190H116ZM189 187V186H188ZM188 187H185V188H188ZM192 187V186H190ZM9 188L11 189L9 191ZM24 188V187H23ZM29 188V187H28ZM41 188V189H42ZM104 187L102 186V189ZM131 188V187H129ZM133 188V187H132ZM40 189V188H39ZM38 189V190H39ZM50 189V188H49ZM63 190H67V189H64L62 188ZM70 188H68V191H69ZM75 189V187H74ZM77 189V188H76ZM139 189V190H138ZM193 189V188H192ZM27 190V189H26ZM36 190V188H35ZM33 189V191H35ZM122 190V191H121ZM190 190V189H189ZM31 191V190H30ZM40 191V190H39ZM121 191V192H120ZM147 191V192H146ZM185 191V190H184ZM192 191V190H191ZM77 192V191H75ZM81 192V191H80ZM79 192V193H80ZM190 192V191H189ZM194 192V191H193ZM52 193V192H51ZM182 193V192H181ZM131 194V195H130ZM155 194H157L155 196ZM158 194H160V198L162 200V204L159 201V197H158V201H155L153 202L152 200H154V197H152L153 195L155 197L158 196ZM188 194V193H187ZM37 195V194H36ZM35 195V196H36ZM54 195V194H53ZM80 195V194H79ZM100 195V194H99ZM255 195H259L260 196V199L259 201L257 200H252V198L255 196ZM51 196V195H50ZM55 196H56V193H55ZM70 196V197H71ZM187 196V195H186ZM203 196V197H202ZM45 197V196H44ZM43 197V198H44ZM87 197V196H85ZM102 197V196H101ZM188 197V196H187ZM37 198H40V197H37ZM42 198V199H43ZM68 198V197H67ZM185 198V197H184ZM58 199V198H57ZM56 199V200H57ZM66 199V198H64ZM82 199V198H81ZM88 199V198H86ZM174 199V198H173ZM191 199V198H190ZM228 199V201H227ZM43 200H46V199H43ZM47 200H51V198H47ZM46 200V201H47ZM60 202L62 201L61 199H59ZM78 200V199H77ZM189 200V199H188ZM188 200H186L188 202ZM195 200V202H197ZM173 201V200H172ZM192 201V200H191ZM199 201V200H198ZM51 202V201H49ZM55 202V201H54ZM85 202V201H84ZM203 202V201H202ZM201 200L199 203H202ZM57 203V202H55ZM62 203V202H61ZM130 203V205H129ZM171 203V202H170ZM192 203V202H190ZM198 203V202H197ZM123 204V203H122ZM147 204V205H146ZM183 204V203H182ZM181 204V205H182ZM193 204V203H192ZM191 204V206H192ZM205 204V203H204ZM51 206L50 203L47 204L46 206ZM83 205V204H82ZM81 205V206H82ZM198 205V204H197ZM261 205H262V208H261ZM40 206L42 207V211L43 212H40L39 215H40V218L43 219H39V216L37 214V210L40 208ZM71 206V210L69 209V213L65 211V207H70ZM174 207V210H173V207ZM189 206V205H188ZM189 206V207H191ZM194 206V205H193ZM192 206V207H193ZM36 207H37V210H36ZM52 207V206H51ZM85 208V206H83ZM92 207V206H91ZM121 207V206H120ZM119 207V209H120ZM182 207V206H181ZM180 207V208H181ZM186 207V206H185ZM188 207V209H189ZM93 208V207H92ZM86 209H88V206L86 207ZM104 209V212L105 214L103 213H99L97 212V210H103ZM147 209H149L148 213H147ZM186 209V208H185ZM204 209V210H202ZM121 210V211H122ZM190 210V209H189ZM40 211V209H39ZM86 211V210H85ZM118 211V210H117ZM140 211V213H141ZM187 211V210H186ZM185 211V212H186ZM195 211V213H196ZM74 213V215H71V213ZM101 212V211H100ZM139 212V211H138ZM181 212V211H180ZM183 212V211H182ZM191 212V211H190ZM82 213V212H81ZM116 213V212H115ZM170 213V217L168 218L167 215H169ZM188 213V212H186ZM119 214V212H118ZM116 214V215H118ZM142 214V213H141ZM182 214V213H181ZM180 214V215H181ZM192 214V213H191ZM191 214H190V217H191ZM115 215V216H116ZM120 215V214H119ZM118 215V216H119ZM152 215L153 216V219H152ZM187 214H185L186 216ZM189 215V214H188ZM197 215V214H196ZM203 215H204V218H203ZM74 217L75 220L73 222V220H71V217ZM193 216V215H192ZM198 216V215H197ZM92 217V216H91ZM113 217V216H112ZM80 218V219H78ZM114 218V217H113ZM122 218V216H121ZM183 218V216H182ZM188 218V217H186ZM118 219V218H117ZM169 219V220H167ZM101 220V219H100ZM115 220V219H114ZM183 220V219H182ZM78 222V223H77ZM100 222V221H99ZM98 222V223H99ZM112 222V221H111ZM149 222V221H147ZM178 222V223H179ZM203 226L202 224L200 223H203ZM81 223V224H80ZM110 222H108L109 224ZM117 223V221H116ZM153 223V222H152ZM151 221L148 223V224H152ZM156 223V222H155ZM76 224V225H75ZM125 224V223H124ZM126 224V225H127ZM47 225H49L47 227ZM74 226V228L71 230V226ZM95 225V224H94ZM113 225V224H112ZM146 225V224H145ZM78 226V227H77ZM116 226V225H115ZM48 228V232H47V228ZM54 227V226H53ZM119 227V226H118ZM123 227V226H122ZM141 227H144L141 225ZM149 227V225H148ZM182 227V226H181ZM183 227V228H184ZM83 228H85L83 226ZM109 228V227H108ZM107 228V229H108ZM121 228V227H120ZM125 228V227H124ZM158 228V226H157ZM62 229H64L65 231H63ZM90 229V228H89ZM93 230V227L91 228ZM104 229V228H103ZM54 230V229H53ZM71 230V231H70ZM84 230V229H83ZM101 230V229H100ZM106 230V229H105ZM124 230V229H123ZM154 230V228H153ZM156 230V229H155ZM56 231V230H55ZM85 231H86V228H85ZM102 231V230H101ZM131 230H128V229H125L123 235H122V238L123 240H125L124 236H127L129 237L130 235H132V232H130ZM149 231V230H148ZM64 232V233H63ZM71 232V234H72ZM87 232V231H86ZM93 232V231H92ZM133 232V233H134ZM54 233V232H53ZM65 233V234H67ZM112 233V232H111ZM52 235V233H50ZM70 234V235H71ZM91 234V232H90ZM68 235V234H67ZM78 235V236H79ZM84 235V234H83ZM87 235V234H86ZM115 235V234H114ZM113 235V237H114ZM145 235V234H144ZM178 235H180L179 237H177ZM62 236V235H60ZM90 236V235H89ZM94 236H97V238L93 241H91V245H92V249L89 251V253H91V255H86V256H82L80 258H78L75 262H73V264H79L81 262V264H162V263H159L160 261L162 262L163 261V256L161 254H158L157 256H154L153 261H149L147 258H145L143 252H145L144 248L142 247V244H140V240L138 241H134L132 240V243L130 244V241L127 243V249L126 252H124L125 250H121L122 253H125L127 254V257H119L118 259L122 260V259H125L127 261H119L118 262V259H117V262H114L115 259L114 258H117L116 256H121V255H118L119 252L121 251H115V250H111L109 248V252H108V247L106 246V243H109L107 242V239L106 237H99L100 236V232H98V230H96L93 234V237ZM102 236V235H101ZM108 236V235H107ZM134 236V234H133ZM63 237V236H62ZM69 237V236H68ZM75 237V236H74ZM74 237L71 238L74 239ZM84 238H82V240L84 241V239H87V237L85 236H82ZM137 237V236H136ZM135 237V238H136ZM53 238V237H52ZM64 238V237H63ZM160 238V237H159ZM138 239V238H137ZM144 239V238H143ZM151 239V238H150ZM54 240V241H53ZM57 240V239H56ZM78 240V239H76ZM121 240V241H123ZM146 240V239H145ZM153 240V239H152ZM164 240H166L164 238ZM171 240V239H170ZM75 241V240H74ZM120 240L116 241V242H119ZM167 241L169 242V240L167 239ZM165 241V242H167ZM57 242V241H56ZM80 242V240H79ZM127 242V241H126ZM144 243V241H142ZM148 242V241H147ZM153 242V241H152ZM167 242V243H168ZM173 242V241H172ZM60 243V242H59ZM94 243V244H93ZM65 244V243H64ZM78 244V243H77ZM80 244V243H79ZM85 244V243H84ZM83 244V245H84ZM113 244V243H112ZM122 244V242L120 243ZM129 244L131 245V247H129ZM166 244V243H165ZM58 244H55L54 246L56 248H59ZM82 245V243H81ZM122 245H125V243H123ZM106 246V248L104 247ZM111 246V245H110ZM109 246V247H110ZM126 246V245H125ZM124 246V247H125ZM150 246V245H149ZM170 246H168L167 248H170ZM87 247V246H85ZM118 247V245H117ZM121 247V246H120ZM148 247V246H147ZM156 247L155 245H151L150 246V249L148 251H151L152 249L156 250ZM3 248V247H2ZM7 250H8V247H6ZM116 248V247H115ZM114 248V249H115ZM119 248V247H118ZM166 248V247H165ZM83 249V247H82ZM86 249V248H84ZM3 250V249H2ZM67 250V249H66ZM81 250V248H80ZM142 250V251H141ZM168 250V249H166ZM165 250V252H166ZM83 251V250H82ZM80 251V252H82ZM86 251V250H85ZM111 251V252H110ZM147 251V250H146ZM170 251V250H169ZM157 252V251H156ZM171 252V251H170ZM6 253H8V251H6ZM83 253V252H82ZM84 253H87L84 252ZM108 253L110 254H113V258L111 256V258H109L108 256ZM148 253V252H147ZM158 253V252H157ZM164 254V252H162ZM3 256V253L1 252V249H0V256ZM4 254H5V251H4ZM12 253H10L11 255ZM110 254V255H111ZM120 254V253H119ZM14 256V254H12ZM66 255V256H65ZM77 255V253H76ZM80 255V254H78ZM9 256V255H8ZM12 256V257H13ZM170 258L171 256L168 255ZM6 257V256H5ZM11 257V256H10ZM166 257V256H165ZM164 257V258H165ZM73 258V257H72ZM74 259V258H73ZM147 259V260H146ZM162 259V260H161ZM173 259V258H172ZM1 260V259H0ZM166 261H168L167 259H165ZM171 260V259H170ZM174 260V259H173ZM169 262V261H168ZM264 263V262H263ZM165 264V263H164ZM167 264H170L167 263Z\"/></svg>",
	"mask_w": 264,
	"mask_h": 264
},
{
	"label": "rangeland",
	"instance_id": "2",
	"mask_svg": "<svg viewBox=\"0 0 264 264\" xmlns=\"http://www.w3.org/2000/svg\"><path fill=\"white\" fill-rule=\"evenodd\" d=\"M5 1L7 2V3H5ZM10 1V3H14V2H16L15 4H13L14 6H15V8L17 9V4L18 5H22L21 3H23V1L24 0H22V2H21V0H9ZM8 0H3V2H1V0H0V11H2L3 13H5V11H3V6L4 5H6L7 7H9L8 5H11V4H9L8 2H9ZM26 1V0H25ZM27 1H33V3L36 5V6H38L39 4L38 3H40V1L39 0H27ZM36 3H35V2ZM47 1H50L52 4H54V5H52V7L54 8L55 7V5L56 4H58L55 0V2L53 1V0H42V2H44V3H46ZM126 1V4L128 3V7L129 8H127L126 9V12H127V15H126V18H129V19H132L131 20V22H132V27H130V29H128L127 31H125L123 34H122V37L119 39V41H118V43H117V48H120V47H122L124 44H125V41L127 40L128 41V39H130L136 32H138V27H140V23H141V20H144L145 18V20H146V22H145V20H144V22L142 21V26H141V28L139 29V31H141V30H145V31H147L148 32V30L150 29V27L149 26H152V24H153V27H155L156 26V24H157V20L158 19H160V17H161V15L159 14V12H160V9L161 8H163L162 7V2H160V1H164V0H157V2H156V0H152L153 1V3H152V1L150 0V2H149V0H125ZM132 1V2H131ZM166 1V0H165ZM207 1V2H206ZM218 3H217V2ZM247 0H245V2H246ZM248 1H250V2H244V0L242 1H240V0H231V2H230V0H223V3L225 2V4H224V7H223V3H221L222 2V0H190V1H188L189 3V5L187 4V6L185 7L186 9H184L185 11H183L181 14H180V16L178 17V19L177 20H175V22L174 21H172V23H174L173 24V27L171 28V30L170 31H168L167 33L165 32V31H163L164 29H165V27L168 25V23H170L171 22V20H172V18H170V16H168V18H167V20L166 21H161V23L159 24H157V26H158V29L157 30H154L152 33L151 32H148V33H146L145 32V34H147V35H149L150 33V35H149V38H145L144 39V41L143 42H140V41H137V42H135L134 40H136V39H134L130 44L131 45H133V46H131L130 44L128 45V47L127 46H125V48L123 49V51H122V54H124V55H122L121 56V58L123 57V58H126L127 60H128V62H125V60H121L120 59V61L117 63V65H116V67H115V69H113L112 67H111V64H112V61L113 60H111L112 59V54H111V58H110V61L109 62H107L106 63V66L105 67H103V65L105 64H103L101 67V69L98 67V68H96V69H94V68H92L91 66H90V64L88 63H86L87 64V67H86V64H84V66H83V69H81L82 67H81V65H82V62H80V60L77 62L78 64H73V63H71V61H75V60H77V59H79V57H77L76 59H72V55L70 54V53H68V59H69V65H67L68 64V62H67V64H64V65H66L65 67V69L66 70H74V71H72L71 70V75L70 74H68V75H65L64 73H63V71L61 72V73H59V72H57V80H58V84H54V86L58 89L57 91H59V89L61 88V90L60 91H63V93L65 94V91L66 90H69V91H71V96H70V98H69V101H71L72 100V98H73V100H72V103L69 105V106H66L65 104H64V101H66V100H64L63 101V99H61V98H59V101L57 102L59 105H52V103H53V100H51V103H50V101L47 99L46 100V98H44L43 96L44 95H41V97H40V94H41V92H42V90H40L41 88L40 87H42V88H44L43 86H39V85H36L37 87H34L33 88V92L36 90V91H38V92H34V93H29V94H25V96H29L28 97V99H29V101H31V110H30V114H28V115H30V116H33L34 115V117L35 118H41V119H43V120H45V121H43V123H45V125H47V126H44L43 124L42 125H40L41 127H38V126H35V128H34V126L32 127V125L30 126V125H24L23 126V124L25 123V120H26V118L28 117L27 115H25V116H23L24 115V113H26V112H28V111H23L22 110V115H21V112H19L21 109H19L18 110V107L19 108H23V106H26L24 103H23V105H22V103H21V107L18 105V103H20V101L21 102H23L22 101V98H20V97H22L21 95L19 96V97H17V101H16V99H14L13 101H16L17 103H15L16 104V108H17V114L19 113L20 114V116H19V114L17 115L16 113L14 114V115H17V116H14V115H12V116H8V114L6 115L5 114V116L3 117V115H2V113L0 112V115H2V117H0V122H1V124L2 123H4L5 122V120H6V122L4 123V124H2V125H4L2 128L3 129H5L6 131L7 130H9V131H7L8 132V134L10 135L9 137H11L13 140H14V144L16 143L15 142V137H16V135L18 134V137H19V142H20V144L21 143H23V145L22 146H24L25 145V147H23V149H25L26 151H27V159H25V161L26 162H24L23 161V168L25 167V168H27V178L28 179H30V180H28V186L26 185V187H25V182H24V179L23 178H20V176H22L21 175V173L23 172H21V169H20V167H21V162H20V158H19V155L17 156V162H18V167H19V170H20V174H19V183H21V185H22V190L23 191H27L28 192V194H30L31 196H33V198H35L36 200H38V202H43L44 203V201H45V210H46V208H48V209H50V208H59V206H67L68 204H64V203H66L67 202V200H68V202L70 201V198H72V196H77L78 198H76L75 199V202H72V204L71 205H75L77 202H81V205H80V207H81V209L82 210H84V212L83 211H79L78 213H77V215L79 216V217H81V218H85L86 217V215H88V216H90V219H94L95 220V222L94 223H92V224H88L87 225V227H86V222H85V225H83V224H81V226L82 227H78V231L79 232H82V236H85V237H87V239H84V241L82 240V238H84V237H82V236H80L81 235V233H80V235L79 234H77L76 235V232L74 233V232H72L71 230L74 228V226L72 225L71 226V232H72V234H71V232H69V233H67L68 231H65L64 229H62L63 231H65V233H67V234H65L64 232V234H61L62 233V231L60 230V229H57V228H55V225L54 224H50V228L52 229V231H49L48 230V226L49 225H47V232L49 233V237L51 238V239H55V244H58V245H60V246H58L59 247V249H60V251H61V253H63L64 254V252H66L67 253V257H69V256H72V257H69L68 258V263L69 264H73V262H75L78 258H80L81 257V255L83 256H86V255H91V253H89V251L92 249V245H91V241H93V240H95L96 238H97V236H94L93 237V234H94V232L96 231V230H98V232H100V236L99 237H106V239H107V242H109V243H106V246L108 247V252H109V248L113 251V250H115V251H121V250H125V249H127V243L130 241V244L132 243V240H133V242L134 241H138V240H140V244H142V247L145 249L144 251L145 252H143V254H144V256H145V258H149L148 260L149 261H153V260H151V259H153V257L154 256H157L158 254H161L162 256H163V261L161 262H159V263H162V264H167V263H169L170 262V264H171V262L172 263H174L175 262V260L177 259V258H175L176 256L174 255V252H173V247L175 246V241L173 240V238L172 237H170L169 238V236H167L166 237V235L163 237V236H161V231L159 230V229H161V224L163 223L162 221H161V219L159 220L160 222H157V220H154L153 219V216L154 215H152L151 217H152V219L154 220V221H152L150 218H149V220H147L146 219V217L144 216V214L145 213H143L140 209H138V206H137V203L136 202H134V204H135V206H136V209L139 211H136L138 214H139V216L141 217L140 219V222H141V225L142 226H144V227H141V225H140V227H138V229H139V231H141L142 233H141V235H140V232L138 233L137 231L136 232H134L133 230H134V228L132 227V226H129V227H126V226H128V224L126 223V221L124 220V210H122L123 209V207H124V205H125V199H123V198H127V196H129V193L127 192H125V190H123V193H124V195H121V196H119V195H116V197L118 196V198H119V200L120 201H122V203H121V207L118 205L117 207H114L111 211H113L112 213H111V216L110 217H108L107 218V220H105L104 221V224H103V226L101 227V228H98V229H96V227H97V225L98 224H100L101 222H102V218H99L98 220H96L97 218H98V216H96V215H89V213H96V210H95V208H94V204H91V206L93 207H89V205H87L88 203H89V200H91V199H95V200H97L99 197L100 198H104V196H103V191L105 190V189H107L106 187H107V184H106V173H105V162L107 161V158H106V154H104L105 152L103 151V149H101V150H99V149H94V147L95 146H97L98 144H97V138H99V139H101L103 136H104V134L106 133L105 132V128L102 126V123H104V121L106 122V124H108V126H112V128L113 129H115L117 132H116V134L118 133V132H123V130H121V129H123V128H119V127H121V124L123 123V124H125V121L127 120V119H129V120H131V118L133 119V124L134 123H136V124H134V127H135V129H133V131H131L130 130V133H133L134 131V133L136 134H134V135H132V140H133V145H134V143L135 142H137L138 140H140V138H143L144 137V140H141L143 143H144V141H145V145L143 144V143H141V144H139V146L141 147V150L143 151H141V152H139L140 150H138V152L139 153H137V154H139V155H137L138 156V161H143V162H145V161H147V162H145V163H148V165H152L153 167H151L150 168V172H151V174L153 175V177H155V179L156 180H154V182H157L158 184H159V186L161 187H163V190H164V192H165V194L167 195V197L169 198V197H171V198H169V201L171 202H168V200H167V205H169V209L171 208V205H172V202H174V201H176V203H175V205H178V207H179V215H178V218L180 217V219H181V221L179 222V219L176 221L177 222V224H178V226H179V230H178V233L179 234H181L182 233V231L181 230H185V227H184V225H183V223L182 222H185V221H187L188 219H189V221H191V219L192 218H198V217H200L201 215L199 214V212H197L196 210H198V211H200L198 208H200V207H202V206H204V205H208V203L207 202H205L204 200H205V198L206 197H204V199H195V198H197L196 196H197V194H195L196 193V188L193 186L194 185V183H193V180H191V174H190V171H192V163H191V153H189V152H192L193 153V151H190L191 149H189V148H192V142H189L190 141V137H189V133L187 132V131H183L182 129H185V128H183V124L186 122V120H189L188 118L191 116V111H192V108H194L193 110H196L197 108H195L196 106H200V104H203V103H205V104H203V105H205V109L207 110V115H206V119L209 121V123H208V126L206 127V130H205V132H204V134L205 135H207V138L208 137H210V138H208L207 139V142L209 141V140H211V143H210V141L208 142V144L209 145H211L212 144V142H213V136H214V134H212V133H215V128L213 127V125L211 124V121L212 120H214V118H213V116H215V115H213V113H212V115H211V113H209V111H210V109H208V107H209V105L211 104V105H214L215 103V97L217 96V95H215L216 93V89H215V87L213 88L212 86H213V84L215 83L214 81H216L217 82V78H218V76L219 75H222V74H220L221 73V71L222 70H219L220 69V67H221V69L223 68V64H224V61L225 62H227L228 60V62L229 63H232L231 62V60L233 61V63L235 64V71H242L243 73H247V74H249V71L251 70V66H248V63H247V58H248V56L250 55V54H252L254 51H257V49H255L254 51H248V50H245V45L246 44H248V43H250V42H252L253 40V38H254V34H253V32H252V30H250V28H246V27H242V25L245 23V18H243V17H239V15H237L236 17H233L234 15H233V12L231 11L233 8H234V6H241V7H244L245 5H246V7L249 5V7L251 8H253L256 12H257V14L260 16V17H262L263 15H264V0H248ZM255 1H257V2H255ZM258 1H260V4H258L259 2ZM18 2V3H17ZM141 2V3H140ZM227 2V3H226ZM237 4H236V3ZM239 2V3H238ZM241 2V3H240ZM243 2V3H242ZM254 2V3H253ZM234 3H235V5H234ZM149 4H150V7H149ZM212 4V5H211ZM221 4H222V6H221ZM258 4V5H257ZM130 5V6H129ZM134 5V6H133ZM160 7H159V6ZM211 5V6H210ZM203 6V7H202ZM214 6V7H213ZM255 6V7H254ZM256 6H257V9H256ZM21 7V6H20ZM51 7V8H52ZM131 7H133V8H131ZM233 7V8H232ZM249 7H247V9L249 8ZM53 8L52 9H50V10H43V9H41V8H39L38 10H37V12H36V14L38 15V18L40 19V20H46L45 22L47 23V29H48V31H50V32H52V33H54V34H50L49 36L51 37V36H54L53 37V39L54 40H56V38H57V31H56V29L57 28H55V31H54V29L52 28V26H50L51 24H50V22H49V17L48 16H51V15H53L52 17L53 18H56V19H58V18H60L61 19V15H60V13L61 14H63V11L61 10V9H59L60 7L59 6H57L56 5V10H53ZM137 8V9H136ZM227 8V9H226ZM147 9V10H146ZM154 9V10H153ZM226 9V10H225ZM229 9V10H228ZM60 10V11H59ZM131 10H132V12H131ZM192 10V11H191ZM225 10V11H224ZM259 10H260V12H259ZM20 11V12H19ZM18 11V13H19V16H21V18H24V14L25 13H23V10H21V8H20V10ZM42 11V12H41ZM48 11V12H47ZM130 11V12H129ZM155 11V12H154ZM187 11V12H186ZM22 12V13H21ZM39 12H41V13H39ZM45 14H44V13ZM51 12H53L52 14H51ZM60 12V13H59ZM66 12V11H65ZM146 12H148V13H146ZM255 12V13H256ZM261 12H262V14H261ZM15 13H17V12H14V13H12V11H11V17H13V15H14V17L15 16H17V14H15ZM133 15H132V14ZM155 13V14H154ZM187 13V14H186ZM189 13V14H188ZM24 16H23V15ZM44 16H43V15ZM65 15L64 16H67V17H69V16H71V19H74L73 18V16L71 15V14H67V13H64ZM146 14H148L147 16H146ZM152 14V15H151ZM157 14H159V16L157 15ZM209 14V15H208ZM42 15V16H41ZM55 15H56V17H55ZM152 17H151V16ZM185 15V16H184ZM189 15V16H188ZM230 15V16H229ZM23 16V17H22ZM57 16H58V18H57ZM131 16H133L132 18H131ZM26 17V16H25ZM44 17H46V18H44ZM99 17H103V18H105V16H103V15H101V16H99ZM189 17V18H188ZM191 17V18H190ZM205 17V18H204ZM43 18V19H42ZM180 18V19H179ZM195 19V21H194V19ZM233 18H235V19H233ZM236 18H239L240 20H236ZM38 19V20H39ZM139 19V20H138ZM153 19V20H152ZM233 19V20H232ZM156 20V21H155ZM183 20V21H182ZM191 20H192V24H191ZM194 21V22H193ZM33 22H35V21H33ZM53 22H56V23H58L59 22V20L58 21H53ZM154 22V23H153ZM168 22V23H167ZM238 22V23H237ZM64 23H66V22H64ZM67 23H71V22H68L67 21ZM144 24V25H143ZM242 24V25H241ZM40 24H38V26L36 25V22H35V27H34V31H38V29L41 27V26H39ZM147 25V26H146ZM236 25V26H235ZM37 26V27H36ZM49 26V27H48ZM133 26H136V28H134L133 29ZM146 27V28H145ZM189 29H188V28ZM36 28V29H35ZM133 30H132V29ZM160 28V29H159ZM164 28V29H163ZM42 29H44V28H42ZM163 29V30H162ZM187 29V31L189 32V34H188V36L186 35H183L182 36V38L180 39L179 37L177 38V41H178V43H179V47H180V51H182V50H185V52L186 53H189L190 54V56L192 57L193 56V54H194V56H193V58H191L190 56H189V61L191 62V63H189V62H187L186 63V65H185V63H179L178 61H179V59L178 58H180L179 57V55H177V59H171L175 54H174V51L177 49V46H175V45H172V44H174V41L172 42V48H170L171 50H172V55H165L164 57L163 56H161V58H157V54H159L158 52L159 51H161V47H164V46H162V45H165V43L167 44V43H169L172 39H174L175 40V34H179L182 30H186ZM195 29H196V31H197V34H195L196 33V31H195ZM246 29V30H245ZM130 30V31H129ZM191 30V31H190ZM192 30H193V32H195L194 34L195 35H198V36H196V38H199L198 40H199V43H198V40L196 39V38H194L195 37V35L193 34V33H191L192 32ZM210 30V31H209ZM234 30V31H233ZM46 32L47 34L49 33V32ZM204 31V32H203ZM242 31V32H241ZM248 31V32H247ZM33 32V31H32ZM43 32H45V29L43 30ZM133 32V33H132ZM202 32L204 33V34H207V35H203L202 34ZM244 32H245V34H244ZM144 33V32H143ZM191 33V34H190ZM199 33H201V34H199ZM231 35H230V34ZM46 34V35H47ZM126 34H129L130 36L129 37H124L123 35H126ZM167 34H169V35H167ZM193 34V35H192ZM209 34H217V39L219 40V43L217 44V46H219V45H222V47H223V49H224V52L226 51V54H222L223 52H219L218 50H217V46H215V47H213V48H209V46L208 47H206L207 45L205 44V41L204 40H206L207 39V37H208V35ZM226 34V35H225ZM237 34V35H236ZM242 34V35H241ZM190 35H191V37H190ZM222 37H221V36ZM223 35H224V37H223ZM49 36H46V38L48 37V38H50ZM121 36V35H120ZM166 36V37H165ZM192 36H194V37H192ZM203 36H204V38H203ZM215 36V35H214ZM228 38H230V39H228ZM239 36V38H237ZM56 37V38H55ZM148 37V36H147ZM159 39H158V38ZM162 37V38H161ZM172 37H174V38H172ZM177 37V36H176ZM187 37V38H186ZM201 37V38H200ZM216 37V36H215ZM221 37V38H220ZM235 37V41H233L234 38ZM242 37V38H241ZM248 37H250V39L248 38ZM253 37V38H252ZM22 38H24V37H22ZM45 38V39H46ZM123 38H126L122 43H119ZM150 38H152V39H150ZM153 38H155V41H154V43H153V45L152 46H154V47H152V46H149L148 45V43L150 42V40H153ZM157 38V39H156ZM224 38V39H223ZM241 38V39H240ZM246 38H248V39H246ZM170 39V40H169ZM179 39V40H178ZM184 41H183V40ZM203 39V40H202ZM226 39H228V41H226ZM237 39V40H236ZM245 39V40H244ZM27 40V39H26ZM26 40H25V43H28V42H26ZM59 40V39H58ZM196 40H197V42H196ZM202 40V41H201ZM221 40H223L224 42H226L225 43V45H227L226 46V48H224L225 47V45L224 44H221L220 42H222L223 43V41H221ZM240 40H242V41H240ZM244 40V41H243ZM57 41V40H56ZM60 41V40H59ZM142 41V40H141ZM165 41V42H164ZM229 41H232V42H229ZM236 41H238V44H236ZM196 43V45H195V43ZM200 42H202V44H204V45H202ZM227 42L229 43V44H227ZM144 43V44H143ZM161 44V46H160V44ZM183 45H182V44ZM187 43V44H186ZM234 43V44H233ZM241 43V44H240ZM63 44V47L64 48H66L67 47V44H65V43H62ZM61 44V45H62ZM198 44H200L199 46H198ZM235 46H233V45ZM55 45H57V44H55ZM120 45V46H119ZM157 45H159V48H160V50L158 49V47H157ZM193 45H195V47L193 48ZM206 45V46H205ZM230 45V46H229ZM237 45V46H236ZM25 46V45H24ZM28 46V45H27ZM27 46H25V48H21V49H25L26 51H28V52H30V50H29V48H31V46L32 45H29L28 47ZM191 46V47H190ZM241 46V47H240ZM62 47V46H61ZM60 47V48H61ZM156 47H157V49L159 50V51H155L156 50ZM181 47H183L184 49H181ZM187 47H188V49H189V51H187ZM199 47V48H198ZM237 47V48H236ZM240 49H239V48ZM68 50H69V45H68ZM67 48H66V50H67ZM152 48H153V50H152ZM191 48H192V51H191ZM197 49V50H194V49ZM208 48V49H207ZM216 48V49H215ZM35 49V48H34ZM128 51H127V50ZM210 49H215V50H217V51H215V52H213V50H210ZM236 51H235V50ZM239 49V50H238ZM251 49V48H250ZM25 50H23V51H25ZM65 50V49H64ZM194 50V51H193ZM198 50H200L199 52H198ZM207 50V51H206ZM25 51V52H26ZM32 51V50H31ZM127 51V52H126ZM202 51H204V52H202ZM220 51H222L221 49H220ZM228 51V52H227ZM232 51V52H231ZM35 52V50H33V52H32V54ZM112 52H113V54L115 53L114 52V50H112ZM125 52V53H124ZM146 52V53H145ZM183 52V53H182ZM182 52H180L182 55H184V54H186L184 51H182ZM192 52H193V54H192ZM204 53V54H200V53ZM247 52H249V53H247ZM16 53H17V55H16ZM16 53L15 54H13V56L11 57L13 60L12 61H14V60H17L16 58H14V57H17L18 58V54L20 53V51L18 50V51H16ZM27 53V52H26ZM31 53V52H30ZM197 53V54H196ZM208 53V54H207ZM216 53H217V55H216ZM221 53V54H220ZM230 53H232V58H230L231 57V55H230ZM234 53V54H233ZM46 54V53H45ZM44 54V55H45ZM213 54V55H212ZM15 55V56H14ZM41 55V54H40ZM70 55V56H69ZM147 55V56H146ZM198 55H199V57L201 56V58H199L198 57ZM206 55V56H205ZM207 55H209V56H207ZM212 55V56H211ZM214 55H216L215 56V60H213V58H214ZM221 56V55H223L222 57H219V56ZM228 55H230V56H228ZM233 55H235V56H233ZM36 57H37V55H35ZM42 56H43V54H42ZM48 56V55H47ZM46 55H45V57H47ZM60 56V55H59ZM128 56V57H127ZM139 56V57H138ZM213 57V58H211V57ZM218 56V57H217ZM228 58H227V57ZM236 56H238V57H236ZM131 57V58H130ZM137 57V58H136ZM170 58V59H168V58ZM194 57H197V58H195L194 59ZM204 57V58H203ZM209 57V58H208ZM226 57V59H224ZM241 57V58H240ZM27 58H29V61H31V56H29L28 54H27ZM61 58V57H60ZM220 58V61L219 60H216V59H219ZM48 59V57L47 58H45V60H44V62L46 61ZM49 59H50V56H49ZM47 60L48 61V63H50L51 62V60ZM66 59H67V57H66ZM65 59V57L64 58H61V60H66ZM67 59V60H68ZM131 59H133V60H131ZM134 59H135V61H134ZM160 59V60H159ZM197 59H200L201 60V62L202 63H198L197 64ZM202 59H203V61H202ZM237 59V60H236ZM240 59V60H239ZM242 59H243V65L242 64H240V62L242 61ZM38 60H43L42 58L41 59H38ZM166 60V61H165ZM175 60V61H174ZM192 60H194V61H192ZM205 60V61H204ZM210 60V61H209ZM235 60V61H234ZM264 60V59H263ZM115 61V60H114ZM171 61V62H170ZM216 61V62H215ZM239 61V62H238ZM16 61H14V63H15ZM140 62H141V64H140ZM177 62V63H176ZM193 62V63H192ZM205 62H207L206 64H205ZM209 62H211V63H209ZM212 62H215V63H218V64H214V63H212ZM222 64H221V63ZM264 62V61H263ZM38 63V62H37ZM51 63H53V61L51 62ZM172 63V64H171ZM178 63H179V65H184V66H188L187 68H182L183 69V71H194L193 73L194 74H190L189 75V77H190V80H192V81H190V83H188L189 85L187 86V87H185V85H186V83L185 82H179V80H175V79H177V75H178V72L180 71V69L178 68ZM189 63V64H188ZM203 63L205 64V67H204V65H203ZM71 64V65H70ZM121 64V65H120ZM197 66H196V65ZM201 64H202V66H203V68H202V66H201ZM210 64H213L214 66L212 67V69H213V72H209L208 71V69L210 68V67H207V66H209ZM239 66H238V65ZM14 65V64H13ZM54 67L56 66L55 65V63H53L52 64ZM120 65V66H119ZM151 65V66H150ZM174 65V66H173ZM190 65V66H189ZM193 65V67H191ZM220 65V66H219ZM257 65V64H256ZM70 68H69V67ZM76 66V67H75ZM119 66V67H118ZM124 68H123V67ZM133 66V67H132ZM137 66V67H136ZM200 66V68H201V70H203V71H201L200 70V68H198ZM242 66H244V68L242 67ZM245 66H247L246 68L247 69H245ZM85 67V68H84ZM165 67H169L170 69H168V70H166V68ZM171 67H175V68H173L174 70H176V72L173 70V69H171ZM238 67H240V68H238ZM78 68V69H77ZM80 68V69H79ZM120 68V69H119ZM136 68V69H135ZM146 68V69H145ZM189 68V69H188ZM198 68V69H197ZM219 68V69H218ZM238 68V69H237ZM88 69V70H87ZM111 69V70H110ZM136 71H135V70ZM149 71H148V70ZM192 69V70H191ZM214 69H216V71L214 70ZM242 69V70H241ZM78 70V71H77ZM80 70V71H79ZM83 70V71H82ZM85 70H86V72H85ZM113 70V71H112ZM127 70V71H126ZM143 70V71H142ZM164 70V71H163ZM244 70H247V71H244ZM107 71V72H106ZM133 71V72H132ZM141 71V72H140ZM146 71V72H145ZM157 71V72H156ZM169 71H172V72H169ZM178 71V72H177ZM199 73H198V72ZM202 73H201V72ZM83 72H85V73H83ZM121 72H123V73H121ZM128 72V73H127ZM132 72V73H131ZM151 72H153V73H151ZM176 74H174V73ZM208 72V73H207ZM104 73L106 74L105 76H107V77H105L104 76ZM129 73H130V75H129ZM146 73V74H145ZM148 73L149 74H153V76H156V77H154V80H152V79H150L149 77H151V76H147L148 75ZM168 73V74H167ZM169 73H172L171 75L169 74ZM204 73V74H203ZM210 73V74H209ZM211 73H213V74H211ZM110 74V75H109ZM116 74V75H115ZM207 74V75H206ZM210 75V79L211 78H213L212 80H210L209 79V75ZM216 74H217V76H216ZM78 75V76H77ZM134 75V76H133ZM145 75V76H144ZM159 75V77H157ZM171 77H170V76ZM192 75V76H191ZM204 76V79L202 78L203 76ZM215 76V78L213 77V76ZM231 75V77H233L232 75H236V73H234V74H230ZM230 75H228L229 77H230ZM61 76H63V77H61ZM121 76V77H120ZM135 76H136V78H135ZM144 76V77H143ZM147 76V77H146ZM163 76H165V78L163 77ZM174 76V77H173ZM198 77V79H197V77ZM200 76V77H199ZM206 76V77H205ZM224 77H226V75H223ZM238 76V75H237ZM71 79H70V78ZM112 77V78H111ZM123 77V78H122ZM126 77V78H125ZM130 77H131V79H130ZM133 77V78H132ZM146 77V78H145ZM169 77V78H168ZM217 77V78H216ZM241 77V76H240ZM245 77H247L246 79H245ZM60 78V79H59ZM75 78V79H74ZM77 78H82V79H77ZM83 78H85V79H83ZM121 78V79H120ZM135 78V79H134ZM145 81H143V82H141L142 81V79ZM157 78H159V79H157ZM166 78H167V80H166ZM201 78H202V80L203 81H205V82H203V81H201ZM66 79V80H65ZM68 79V80H67ZM96 79V80H95ZM112 79V80H111ZM116 79V80H115ZM123 79V80H122ZM172 79H173V82H171L172 81ZM195 79V80H194ZM241 79L243 80V82H245V83H248V84H245L246 85V87H248V88H246L244 85L242 86V87H244L245 89H247L248 90V93H247V91L246 90H244V91H242L243 93H240V92H238L237 91V93H236V96H237V94L238 95H242L243 94V96L245 97V99L247 100V101H249V102H251L252 104H257V100H254L252 97H254L255 95L252 93V91L250 90V88H251V84H254L253 86L254 87H256L257 89L259 88V89H261V88H263V91H262V89H261V94L262 95H264V86H261V85H259V84H256L255 83V81L254 80H252V78H251V75H244V77H243V75H242V77H241ZM1 80H3V79H0V84H2V81ZM69 80H71V81H69ZM79 82H78V81ZM157 80V81H156ZM162 80H164V81H162ZM248 80H251V81H248ZM141 83H140V82ZM155 81V82H154ZM176 81H178L177 83L179 84V86H178V84L177 83H175ZM199 82V83H197V82ZM200 81H201V83H200ZM208 81V82H207ZM109 82V83H108ZM124 82H126V83H124ZM128 82V83H127ZM194 82V83H193ZM210 82V83H209ZM76 83V85H74ZM111 83V84H110ZM149 83H151V84H149ZM157 83V84H156ZM166 83V84H165ZM185 83V84H184ZM191 83H193V84H191ZM251 83V84H250ZM263 83H264V81H263ZM72 84V85H71ZM94 84V85H93ZM120 84V85H119ZM129 84L131 85V86H129ZM137 84V85H136ZM147 84H149V85H147ZM155 84V85H154ZM167 85V84H169V85H167V86H169V89H172L173 88V92L171 91V95H170V90L168 89V88H166L165 87V85ZM174 84H176V86L174 85ZM181 84V85H180ZM207 86H206V85ZM4 85V84H3ZM61 85V86H60ZM65 85V86H64ZM82 85V86H81ZM84 85V86H83ZM125 86V87H123V86ZM157 85V86H156ZM159 85L162 87V88H160L161 90L159 91ZM174 87H173V86ZM191 85H192V87H191ZM194 85V86H193ZM198 85V86H197ZM250 85V86H249ZM256 85V86H255ZM10 86V85H9ZM81 86V87H80ZM138 86H139V88H138ZM145 86V87H144ZM172 86V87H171ZM180 86H182L181 87V89H182V91L183 90H185V88H187L188 90H190V91H187V92H189V94H192L191 96H189L188 97V99L191 97V99H190V104L188 103L186 106H188L187 108H186V106H179L180 105V103L179 104H177L176 103V105L174 104L176 101H177V99H176V96H178V94L176 93L178 90H179V88L178 87H180ZM0 87H1V85H0ZM11 87V86H10ZM60 87V88H59ZM122 87V88H121ZM128 89H127V88ZM147 87V88H146ZM176 87V88H175ZM194 87H196V89L194 88ZM204 87H206L207 88V90H205L204 89ZM212 87V88H211ZM62 88H64V89H62ZM75 88V89H74ZM107 88H109V89H107ZM150 88V89H149ZM175 88V89H174ZM205 90H203V89ZM1 89V88H0ZM76 89H78V91L76 90ZM119 89V90H118ZM144 89H145V91H144ZM155 89V90H154ZM202 89V90H201ZM210 89V90H209ZM12 90V89H11ZM14 90V89H13ZM117 90H118V92H117ZM175 90V91H174ZM193 90H195V91H193ZM250 90V91H249ZM1 91V90H0ZM7 91V90H6ZM3 92V93H10L11 94V96H14V97H16V95L15 94H13L12 95V93H11V91L9 92ZM88 91H90V93L88 92ZM92 91V92H91ZM130 91V92H129ZM135 91V92H134ZM158 91V92H157ZM198 91H201V92H198ZM207 91V92H206ZM213 92V94H214V96H213V94L211 93V92ZM82 92V93H81ZM107 92V93H106ZM128 92V93H127ZM143 93V95H142V93ZM146 92V93H145ZM156 92V93H155ZM163 92V96L165 97V95H164V93L166 94V99L164 100L163 98L164 97H162V100L161 99H159L158 97L157 98H155V96H159L160 95V98H161V93ZM175 92V93H174ZM183 92H185V91H183ZM195 92V93H194ZM196 92H198V93H196ZM206 94V95H203L204 93ZM14 93V92H13ZM44 93V92H43ZM42 93V94H43ZM88 93V94H87ZM112 93L114 94L113 96H112ZM122 93V94H121ZM145 93V94H144ZM151 93H153V94H151ZM174 93V95L173 96H175V97H173L172 96V94ZM199 93H202V94H199ZM252 93V94H251ZM33 94H35V95H33ZM64 94L62 95V97L64 98ZM86 94V95H85ZM106 94V95H105ZM124 94V95H123ZM130 94V95H129ZM158 94V95H157ZM167 94H168V96H167ZM176 94V95H175ZM202 95V96H200L199 97V95ZM209 94V95H208ZM39 97H37V96ZM78 95V96H77ZM108 95V96H107ZM123 96V98H122V96ZM126 95H128V97L126 96ZM170 95V96H169ZM194 95V96H193ZM211 95V96H210ZM253 95V96H252ZM10 96V95H9ZM10 96V97H11ZM73 96H75L76 97V99L73 97ZM80 96H81V98H80ZM89 98H88V97ZM148 96V97H147ZM172 96V97H171ZM196 96H198V97H196ZM204 96H207L206 98H204ZM226 96V98L228 99V100H230L231 102L233 101V98H231V97H229L230 95H225ZM252 96V97H251ZM32 97H34V98H32ZM36 97V98H35ZM43 97V98H42ZM65 97H66V95H65ZM102 97H103V99H102ZM105 97V98H104ZM110 97H112L113 99H111ZM118 97V98H117ZM155 99H154V98ZM169 99H168V98ZM202 97V98H201ZM209 97V98H208ZM237 97H241V96H237ZM264 96H260L259 98L260 99H262ZM19 98V99H18ZM32 98V99H31ZM128 98V99H127ZM142 98H144V100L142 99ZM148 98V99H147ZM175 98V99H174ZM249 98V99H248ZM41 100V102H40V100ZM43 99H45V102H44V100ZM78 99V100H77ZM81 101H80V100ZM89 99H91L90 101H89ZM111 99V100H110ZM131 101H130V100ZM158 99L160 100V102L158 101ZM201 99H202V101H201ZM204 99V100H203ZM212 99H213V101H212ZM110 101V103H109V101ZM119 100V101H118ZM137 100V101H136ZM145 100H147V103H146V107H145V110H144V108H143V106H145V102H143V101H145ZM150 100V101H149ZM155 100V101H154ZM173 100V101H172ZM194 100H195V102H194ZM196 100L197 101H201V103H199V104H197V102H196ZM209 100V101H208ZM238 100H240V98L238 99ZM237 100V101H238ZM243 100V99H242ZM37 101H39L40 103H43V104H39V102H37ZM78 102V103H75V102ZM86 101V102H85ZM103 102V104L102 103H100V102ZM108 101V102H107ZM111 101H112V103H111ZM127 101H128V103H127ZM139 101V102H138ZM152 101V103L154 102L155 103V106H154V104H153V106L151 107V106H149V103ZM171 101H172V105H173V107H172V105H171ZM192 101H193V103H192ZM205 101V102H204ZM212 101V102H211ZM106 102V103H105ZM114 102V103H113ZM131 102V103H130ZM138 102V103H137ZM149 102V103H148ZM168 104H166V103ZM203 102V103H202ZM217 102V101H216ZM234 102H236V99H234V101L232 102L233 104H234ZM260 102H261V100H260ZM46 103V104H45ZM50 103V104H49ZM74 103V104H73ZM91 103L93 104V105H91ZM100 104V105H99ZM115 104H117L116 106H114ZM125 104V105H124ZM136 104H137V106H139V107H137L136 106ZM166 104V105H165ZM191 104H192V108H191ZM197 104V105H196ZM207 104H208V106H207ZM236 104V103H235ZM17 105H18V107H17ZM63 105V106H62ZM89 105H91V106H89ZM140 105H142L141 107H140ZM164 105V107H162ZM193 105H194V107H193ZM210 105V106H211ZM237 105V106H236ZM236 105H234L233 107H235V109H234V111H233V109L231 108V110H228L227 112H229V114L228 113H226V112H224L225 114H223V115H225L224 117H226L227 116V118H225L226 119V121H224V123L226 122V124L227 125H225V127H227V128H231L232 130H233V132L235 131V132H238V134H241L242 135V132H241V129H243V126H244V124L245 125H247L249 122H251V121H254L255 119H256V116L255 115H257V113H255L254 111H252L251 113H248V114H246L245 113V111L243 110V108L241 107V106H238V104H236ZM87 106V107H86ZM108 106V107H107ZM132 106V107H131ZM149 106V107H148ZM157 106H159L157 109H155ZM166 106V107H165ZM174 106H175V108H174ZM176 106H178V107H176ZM189 106H190V108L191 109H189ZM69 107H71V108H69ZM105 109H104V108ZM126 107V108H125ZM129 107H131V108H129ZM135 107H137V108H139V109H141V110H143L144 111V113H143V116H142V112L141 113H139L138 115H137V117H138V119H134L135 118ZM151 107V108H150ZM155 107V108H154ZM256 108L258 107V109L260 108L259 106H255ZM63 108V109H62ZM68 108V109H67ZM86 108V109H85ZM91 108H93V109H91ZM97 108V109H96ZM100 110H99V109ZM118 108V109H117ZM133 108V109H132ZM165 108H167V109H165ZM171 108V109H170ZM179 109V110H177V109ZM183 108V109H182ZM88 109V110H87ZM104 109V110H103ZM126 109V110H125ZM129 109V110H128ZM147 109V110H146ZM149 109V110H148ZM154 111H153V110ZM160 109V110H159ZM165 109V110H164ZM170 109V110H169ZM176 109V110H175ZM187 109H189V110H186ZM257 109V110H258ZM102 110V111H101ZM124 110V111H123ZM162 110V111H161ZM173 110H175L174 112H172ZM183 111V112H180V111ZM89 111V112H88ZM106 111V112H105ZM122 111V112H121ZM129 111V112H128ZM159 111V112H158ZM166 111V112H165ZM82 112V113H81ZM100 112H103L104 114H102V113H100ZM131 112V113H130ZM157 114V112H158V115H157V117H156V114ZM161 112H164V114L163 113H161ZM176 112L178 113L177 115H180L181 114V117H183L184 116V118H181L180 116L178 117H176ZM189 112V113H188ZM193 112H195V111H193ZM235 112V113H234ZM237 112H239V113H237ZM254 112V113H253ZM49 113V114H48ZM61 113V114H60ZM91 113V114H90ZM98 113H100V114H98ZM117 113V114H116ZM146 113H148V115L150 116V118L149 117H147V115H146ZM151 113V114H150ZM167 113H170L169 115L167 114ZM180 113V114H179ZM184 115H183V114ZM232 113V114H231ZM241 113H243V114H245L246 115V118H245V115H243L242 117H239V114H241ZM263 113H264V111H263ZM106 114H108L107 116H109V120L106 118ZM115 114H116V116H115ZM125 114V115H124ZM141 114V115H140ZM161 114V115H160ZM163 114V115H162ZM231 114V115H230ZM50 115V116H49ZM103 115V116H102ZM111 115H112V118H110L111 117ZM127 115V116H126ZM183 115V116H182ZM190 115V116H189ZM248 115V116H247ZM250 115V116H249ZM48 116H49V118H48ZM86 116H89V118L88 117H86ZM99 116V118H97ZM146 116V117H145ZM160 116V117H159ZM165 118L166 120H164L163 118ZM172 116V117H171ZM187 116H188V118H187ZM212 116V117H211ZM229 116V117H228ZM7 117H8V120H7ZM95 117L97 118V119H95ZM117 117V118H116ZM152 117V118H151ZM153 117H155L154 119H153ZM159 117V118H158ZM186 117V118H185ZM210 117V118H209ZM231 117V118H230ZM253 117V118H252ZM3 118H6V119H3ZM21 118V119H20ZM24 118H25V120H24ZM127 118V119H126ZM143 118H145V119H143ZM146 118H148V119H146ZM164 120H162V119ZM174 118H175V120H174ZM244 118V119H243ZM9 119H10V121L12 122V124H14V126H15V129H16V133H15V137H14V131H13V129L11 128V127H7V126H9V124L7 125V121H9ZM19 119H20V121H19ZM49 119V120H48ZM85 119V121H83ZM88 119V120H87ZM90 119H92L91 120V122H89L90 121ZM93 119H95V120H93ZM99 119H101V120H99ZM113 121H112V120ZM116 119V120H115ZM118 119V120H117ZM124 119V120H123ZM150 119V120H149ZM169 119H171V121L169 120ZM186 119V120H185ZM4 120V121H3ZM17 120V121H16ZM24 120V121H23ZM120 120V121H119ZM121 120H122V122H121ZM146 120H148V121H146ZM154 120V121H153ZM158 122H157V121ZM163 122H162V121ZM169 120V121H168ZM183 120L185 121V122H183ZM234 120V121H233ZM14 121H15V123H14ZM23 123H22V122ZM46 121H47V124H46ZM59 121V122H58ZM66 123H65V122ZM88 123H87V122ZM110 121H112V123L110 122ZM147 123H146V122ZM156 121V122H155ZM166 121V122H165ZM176 121H179L178 123H176ZM227 121H229V122H227ZM57 122L60 124V125H57ZM84 122H86V124L84 123ZM98 122V123H97ZM110 122V123H109ZM114 122H115V124H114ZM117 122V123H116ZM150 122H151V124H150ZM170 122V123H169ZM246 122V123H245ZM18 123V124H17ZM22 125H20V124ZM141 123V124H140ZM148 124L147 126H146V124ZM155 123V124H154ZM159 123H163V126H162V124H160L159 125ZM88 124V125H87ZM101 124V125H100ZM112 124V125H111ZM242 124V125H241ZM1 125V126H2ZM57 125V126H56ZM75 125V126H74ZM99 125V126H98ZM138 126V128H137V126ZM161 126V127H159V126ZM181 125V126H180ZM19 126V127H18ZM59 126V127H58ZM66 126V127H65ZM86 126V127H85ZM98 126V127H97ZM165 126H167V127H165ZM212 126V127H211ZM58 127V128H57ZM170 127H174L173 129L172 128H170ZM181 128V131H180V128ZM241 127V128H240ZM38 128H41L40 129V131L39 130H37ZM65 128V129H64ZM101 128V129H100ZM167 128V129H166ZM171 129V131L169 132L168 130L169 129ZM227 128H225V131L227 132L228 131V129ZM10 129H12V131L10 130ZM54 129V130H53ZM56 129V130H55ZM67 129V130H66ZM97 129V130H96ZM143 129H148L150 132H151V137L149 138V141H150V139H151V145H152V147L150 146V144H146V142H149L148 140H146V139H148V137L144 134L145 132H142L141 130H143ZM210 131H212V132H209V130ZM180 131V132H178V131ZM26 131H27V134H26ZM49 131V132H48ZM88 131V132H87ZM19 132V133H18ZM70 133V135L73 137L72 138V140H70V141H66V134L67 133ZM169 132V133H168ZM176 132V134H174V133ZM57 134V135H55L56 137L57 136H61V137H59L58 138V143H57V145H56V143H55V141H54V144L52 143V141H51V139L52 138H50V136H51V134L52 135H54V134ZM68 133V134H69ZM96 133V134H95ZM139 133V135H143V136H139V135H137ZM180 135H179V134ZM224 133V132H223ZM29 134V137H31V139H28V138H25V136L26 135H28ZM80 134V135H79ZM119 134V133H118ZM170 134V135H169ZM172 134H174V135H172ZM261 134V135H260ZM82 135V136H81ZM85 135H86V137H85ZM175 135H177V136H175ZM192 135V134H191ZM63 136H64V138H63ZM138 137V138H136V137ZM167 136H171L172 138H173V140L171 141L174 145L172 146L171 145V148H169L168 150H169V154H167V153H165L164 154V152L162 151V143H163V139L165 138V137H167ZM181 138H180V137ZM243 136V135H242ZM54 137V136H53ZM55 137V138H56ZM74 137H75V141H74ZM95 137V138H94ZM146 137V138H145ZM177 137H179V139H177ZM80 140H79V139ZM122 138V137H121ZM193 139H195V137H194V134H193V137H192ZM257 139H261V140H263L264 141V133L262 134V132H260V131H257V137H256ZM42 141H41V140ZM85 139V140H84ZM134 139H137V140H134ZM156 139H157V142H156ZM174 139H177V140H174ZM189 139V140H188ZM48 140V141H47ZM184 140H186L187 141V145H185L186 144V141H184ZM196 140V139H195ZM242 140H243V138L240 136L239 137V143H241L242 142ZM140 141V142H141ZM155 141V142H154ZM175 141V142H174ZM179 141V142H178ZM47 142V144H45ZM120 142V141H119ZM139 142V141H138ZM149 142V143H150ZM62 143H63V145H65L64 147H63V145H62ZM83 143L85 144V145H83ZM179 143V144H178ZM34 144V145H33ZM61 144V145H60ZM78 144V145H77ZM93 144H94V146H93ZM122 144H124V143H122ZM153 144H156L155 146L153 145ZM179 146H178V145ZM264 144V143H263ZM43 145V146H42ZM88 145V146H87ZM133 145H132V148H133ZM147 145V146H146ZM184 145H185V147H184ZM30 148H29V147ZM60 146L62 147V148H60ZM80 146V147H79ZM81 146H82V148L83 147H85L86 148V146H87V148L85 149L84 148V150L85 151H88V148L89 147H92V150L91 151H93V154H92V161H89L88 159H87V157H86V154L85 153H82L81 151H84L82 148H81ZM142 146H144L143 148H142ZM166 146V145H165ZM174 146H176L175 148L176 149H174ZM27 147V148H26ZM43 147V148H42ZM146 147V148H145ZM148 147V148H147ZM1 148V147H0ZM79 148V149H78ZM145 148V149H144ZM178 148V149H177ZM180 148V149H179ZM182 148V149H181ZM61 149H66L68 152H70L69 154H71V161H69V163H67L64 159H60V158H58L59 157V154L57 153V150H61ZM80 149H81V151H80ZM144 149V150H143ZM151 149V150H150ZM170 149L172 150V152H175V153H172L171 154V151H170ZM199 149H200V151H198V152H200L201 154L203 153V152H205V149L203 148V147H199ZM201 149H204V151L203 150H201ZM12 150H14V147L12 148ZM28 150H29V152H28ZM31 150V151H30ZM41 150V151H40ZM72 150V151H71ZM74 150V151H73ZM99 150V151H98ZM176 150V151H175ZM179 150H181V151H179ZM192 150H193V148H192ZM0 151H1V149H0ZM62 151V150H61ZM76 151V152H75ZM78 151H80V152H78ZM100 151L102 152V153H100ZM131 152H129L130 154V156H129V158H130V160H128L127 161V165L126 164H124V167H122V170H121V177L123 178V177H125V178H130V176L132 175V177L134 178L133 179V185L131 186V185H128V180L126 179L125 180V178L124 179H122L121 178V181H123L121 184H125L124 185V187L126 186V188H127V191H129L130 193H132V195H133V193H134V191H135V189L137 188H134L135 187V181H136V175L134 174V170H135V168L133 167L135 164H134V162L132 161L133 160V155H134V153H133V151H132V149L130 150ZM137 151V150H136ZM146 151L147 152H149V154L148 153H146ZM153 151V152H152ZM261 151V150H260ZM17 152H18V150H17ZM94 152H95V154H94ZM181 152H182V154H181ZM143 153L144 154H147V155H144V156H141V155H143ZM181 155H180V154ZM195 153V152H194ZM193 153V154H194ZM51 154V155H50ZM78 154H79V156H78ZM97 154L99 155V156H97ZM102 154V155H101ZM151 154H152V156H151ZM159 154H162L164 157H167V162H168V164H172V162H173V164L170 166H168L167 165V167H166V165L165 164H163V163H161V162H158L157 163V161H159L158 160V157H160L159 156ZM173 155V158H172V156L171 155ZM177 154H179V155H177ZM183 154H185L184 156L186 157H184L183 156ZM30 156V158H29V156ZM33 155V158L31 157ZM80 155H81V157H80ZM95 155V156H94ZM169 155V156H168ZM188 155V156H187ZM155 156H156V159H155ZM260 156H261V153H260ZM263 156H264V154H263ZM76 157V158H75ZM83 157H86V158H83ZM151 157V158H150ZM188 157V158H187ZM98 158V159H97ZM128 158V159H129ZM132 158V159H131ZM142 159V160H140V159ZM171 158H172V160H171ZM189 158H190V160H189ZM33 159V160H32ZM35 159V160H34ZM85 159H87V160H85ZM94 159H95V161H94ZM101 159V160H100ZM63 160L65 161V162H63ZM73 160V161H72ZM189 160V161H188ZM37 163H36V162ZM40 161H41V163H40ZM75 161V162H74ZM77 161V162H76ZM82 161V162H81ZM89 161V163H87ZM171 161V162H170ZM180 161H182V162H180ZM185 161V162H184ZM84 162V163H83ZM91 162H94V163H91ZM104 162V163H103ZM154 162V163H153ZM176 162V163H175ZM76 163V164H75ZM90 163H91V167H90ZM98 163H100V164H98ZM107 163V162H106ZM153 163V164H152ZM157 163V164H156ZM181 163V164H180ZM46 164V165H45ZM72 164V165H71ZM75 164V165H74ZM129 164V165H128ZM159 164V165H158ZM184 164V165H183ZM41 165V166H40ZM68 165V166H67ZM78 165V166H77ZM83 165V166H82ZM158 165V166H157ZM161 165H163V166H161ZM190 165V166H189ZM85 166V167H84ZM92 166H93V168H92ZM96 166V167H95ZM102 166H103V168H102ZM155 166V167H154ZM157 166V167H156ZM161 167V170L163 169V172L159 169V170H157L158 168H160ZM180 166L181 167H183L184 166V168H183V170L182 169H180ZM186 166H189V169H187L186 168ZM228 168H229V164H227L226 165ZM5 167L6 166H4V163L3 162H0V189H2V184H4V183H6V178H4L5 177V175H4V171H5ZM39 167V168H38ZM41 167V168H40ZM58 167V168H57ZM127 167V168H126ZM131 167V168H130ZM50 168H52V169H50ZM92 170H91V169ZM165 168H167V169H165ZM185 168H186V170H185ZM103 169V170H102ZM126 169V170H125ZM180 170V172H178L179 170ZM222 169V170H221ZM37 170V171H36ZM41 170V171H40ZM56 170V171H55ZM128 170V171H127ZM130 170H132L133 171V173L132 172H130ZM165 170L169 173H167V172H165ZM170 170V171H169ZM33 171V172H32ZM50 171V172H49ZM51 171H52V173H53V175L51 174ZM94 171V172H93ZM161 171V172H160ZM177 171V172H176ZM188 171V172H187ZM40 173V174H38V173ZM43 172V174H41ZM55 172V173H54ZM182 172L184 173V174H182ZM222 172H225V167H221V168H219V170L217 171V174H219V175H223L222 174ZM154 173V174H153ZM159 173V174H158ZM165 173H167L166 175H165ZM178 173V174H177ZM264 173V172H263ZM37 174H38V176H37ZM103 174H104V176H103ZM160 174H161V176H160ZM177 176H176V175ZM190 174V175H189ZM233 174V173H232ZM40 175V176H39ZM50 175V176H49ZM65 175V176H64ZM93 175V176H92ZM128 175V176H127ZM163 175V176H162ZM187 175V176H186ZM47 176V177H46ZM180 176V177H179ZM186 176V177H185ZM49 177V178H48ZM71 177V178H70ZM104 177V178H103ZM157 177H159V179L157 178ZM176 177V178H175ZM191 177V178H190ZM259 177H261L260 178V180L258 181V183H261L260 185H262L263 187H264V174H260V176ZM45 178V179H44ZM178 178V179H177ZM21 179V180H20ZM32 179H33V181H32ZM36 179V180H35ZM70 179V180H69ZM172 179V181H170ZM175 179V180H174ZM189 179V180H188ZM40 180V181H39ZM45 180V181H44ZM49 180H51V182L49 181ZM52 180H54L53 182H52ZM104 180H105V184H106V186H104L105 184H104ZM126 182H125V181ZM174 180V181H173ZM31 181H32V184H34V185H32V184H29V183H31ZM39 181V182H38ZM148 181V180H147ZM189 181V182H188ZM54 182H55V184H54ZM70 182H71V184H70ZM48 183V184H47ZM126 183H127V185H126ZM220 183V182H219ZM218 183V185L220 186V185H224V184H219ZM37 186H36V185ZM39 184V185H38ZM44 184H45V186H44ZM54 184V185H53ZM70 184V185H69ZM92 184V185H91ZM104 184V185H103ZM121 184H120V186H121ZM130 184V183H129ZM48 185H50V186H48ZM69 185V186H68ZM185 185V186H184ZM38 186H41V187H38ZM42 186H44L43 188H42ZM75 187V189H74V187ZM78 186V187H77ZM102 186L104 187L103 189H102ZM189 186V187H188ZM190 186H192V187H190ZM24 187V188H23ZM29 187V188H28ZM123 187V188H124ZM129 187H131V188H129ZM133 187V188H132ZM161 187V188H162ZM185 187H188V188H185ZM35 188H36V190H35ZM40 188V189H39ZM42 188V189H41ZM50 188V189H49ZM62 188H64V189H67V190H63ZM68 188H70L69 189V191H68ZM77 188V189H76ZM122 187H120V188H118V189H116V190H120ZM122 188V189H123ZM193 188V189H192ZM27 189V190H26ZM33 189L35 190V191H33ZM40 191H39V190ZM190 189V190H189ZM31 190V191H30ZM109 192H110V190H109V188L107 189ZM139 190V189H138ZM185 190V191H184ZM192 190V191H191ZM3 190H0V197L2 196L1 195V192H2ZM75 191H77V192H75ZM81 191V192H80ZM122 191V190H121ZM120 191V192H121ZM190 191V192H189ZM194 191V192H193ZM52 192V193H51ZM80 192V193H79ZM147 192V191H146ZM182 192V193H181ZM193 193V195H195L194 197L193 196H190V195H192V193ZM2 193H4V192H2ZM55 193H56V196H55ZM188 193V194H187ZM33 194V195H32ZM37 194V195H36ZM54 194V195H53ZM80 194V195H79ZM100 194V195H99ZM36 195V196H35ZM51 195V196H50ZM72 195V196H71ZM131 195V194H130ZM157 194H155V196H156ZM188 197H187V196ZM45 196V197H44ZM71 196V197H70ZM85 196H87V197H85ZM95 196L97 197V196H99L97 199L95 198ZM102 196V197H101ZM154 195L152 196V197H154V200H152L153 202L155 201V203H156V201H158V197H159V201L158 202H160V200H161V198H160V194H158V196L157 197H155ZM3 197V196H2ZM37 197H40V198H37ZM44 197V198H43ZM68 197V198H67ZM185 197V198H184ZM203 197V196H202ZM46 199L47 200V198H51V200H43V199ZM58 198V199H57ZM64 198H66V199H64ZM82 198V199H81ZM86 198H88V199H86ZM174 198V199H173ZM191 198V199H190ZM0 199H2V198H0ZM57 199V200H56ZM59 199H61L62 201V203L60 202V200ZM78 199V200H77ZM93 199V200H94ZM189 199V200H188ZM259 199H260V196L259 195H255L253 198H252V200H257V201H259ZM40 200V201H39ZM173 200V201H172ZM186 200H188V202L186 201ZM192 200V201H191ZM195 200L198 202H195ZM199 200V201H198ZM200 200H201V202L202 203H199L200 202ZM49 201H51V202H49ZM57 202V203H55V202ZM85 201V202H84ZM227 201H228V199H227ZM67 202V203H68ZM190 202H192V203H190ZM50 203V205L52 206H46L47 204H49ZM161 204H162V200H161V202H160ZM183 203V204H182ZM205 203V204H204ZM182 204V205H181ZM191 204H192V206H191ZM198 204V205H197ZM129 205H130V203H129ZM147 205V204H146ZM191 206V207H189V206ZM61 206V207H62ZM83 206H85V208L83 207ZM88 206V209H86V207ZM182 206V207H181ZM186 206V207H185ZM119 207H120V209H119ZM173 207V206H172ZM181 207V208H180ZM188 207H189V209H188ZM186 208V209H185ZM261 208H262V205H261ZM39 209H40V211H39ZM38 210H37V207H36V210H37V214H38V216H39V219H41L40 218V215H41V213L40 212H43L42 210V207L40 206V208H39ZM71 210V206L68 208V207H65V211L66 212H68L69 213V211L68 210ZM196 209V210H195ZM86 210V211H85ZM118 210V211H117ZM122 210V211H121ZM170 210H172V208L170 209ZM173 210H174V207H173ZM187 210V211H186ZM202 210H204V209H202ZM101 211V212H100ZM97 210V212H99V213H103L104 212V209L103 210ZM140 211H141V213H140ZM147 211V213H148V211H149V209H147L146 210ZM181 211V212H180ZM183 211V212H182ZM188 212V213H186V212ZM191 211V212H190ZM195 211H196V213H195ZM82 212V213H81ZM116 212V213H115ZM118 212H119V214H118ZM39 213H40V215H39ZM182 213V214H181ZM192 213V214H191ZM86 214V215H85ZM103 214H105V213H103ZM116 214H118V215H116ZM181 214V215H180ZM185 214H187L186 216H185ZM189 214V215H188ZM190 214H191V217H190ZM198 216H197V215ZM71 215H74V213L72 212L71 213ZM116 215V216H115ZM193 215V216H192ZM200 215V216H199ZM92 216V217H91ZM114 218H113V217ZM121 216H122V218H121ZM168 216V218L170 217V213H169V215H167ZM182 216H183V218H182ZM186 217H188V218H186ZM118 218V219H117ZM203 218H204V215H203ZM264 218V217H263ZM44 219V218H43ZM43 219H41V220H43ZM78 219H80V218H78ZM101 219V220H100ZM115 219V220H114ZM183 219V220H182ZM71 220H73V222L75 221V220H77V219H75L73 216L71 217ZM167 220H169V219H167ZM100 221V222H99ZM112 221V222H111ZM116 221H117V223H116ZM147 221H151V223L152 224H148L149 222H147ZM99 222V223H98ZM108 222H110L109 224H108ZM156 222V223H155ZM179 222V223H178ZM78 223V222H77ZM125 223V224H124ZM95 224V225H94ZM113 224V225H112ZM127 224V225H126ZM146 224V225H145ZM200 224H202V226H203V224H204V222L203 223H200ZM76 225V224H75ZM116 225V226H115ZM148 225H149V227H148ZM54 226V227H53ZM83 226L86 228V231H85V228H83ZM119 226V227H118ZM123 226V227H122ZM157 226H158V228H157ZM182 226V227H181ZM93 227V230L91 229ZM109 227V228H108ZM121 227V228H120ZM125 227V228H124ZM184 227V228H183ZM90 228V229H89ZM104 228V229H103ZM108 228V229H107ZM153 228H154V230H153ZM54 229V230H53ZM84 229V230H83ZM102 231H101V230ZM106 229V230H105ZM124 229V230H123ZM125 229H128V230H131L130 232H132V235H130L129 237H127V236H124L125 238V240H123V238H122V235H123V233H124V231H125ZM156 229V230H155ZM56 230V231H55ZM149 230V231H148ZM93 231V232H92ZM54 232V233H53ZM90 232H91V234H90ZM112 232V233H111ZM50 233H52V235L50 234ZM71 234V235H70ZM84 234V235H83ZM87 234V235H86ZM115 234V235H114ZM133 234H134V236H133ZM145 234V235H144ZM60 235H62V236H60ZM79 235V236H78ZM90 235V236H89ZM102 235V236H101ZM108 235V236H107ZM113 235H114V237H113ZM69 236V237H68ZM71 236H72V238L74 237V239H72L71 238ZM137 236V237H136ZM180 235H178L177 237H179ZM53 237V238H52ZM136 237V238H135ZM160 237V238H159ZM138 238V239H137ZM144 238V239H143ZM151 238V239H150ZM164 238L166 239V240H164ZM57 239V240H56ZM76 239H78V240H76ZM146 239V240H145ZM153 239V240H152ZM167 239L169 240V242L167 241ZM171 239V240H170ZM75 240V241H74ZM79 240H80V242H79ZM118 240H120L119 242H116V241H118ZM121 240H123V241H121ZM57 241V242H56ZM127 241V242H126ZM142 241H144V243L142 242ZM148 241V242H147ZM153 241V242H152ZM165 241H167V242H165ZM173 241V242H172ZM60 242V243H59ZM122 242V244L123 243H125V245H122V244H120ZM65 243V244H64ZM78 243V244H77ZM80 243V244H79ZM81 243H82V245H81ZM85 243V244H84ZM113 243V244H112ZM166 243V244H165ZM173 246H170V244ZM54 244V245H55ZM84 244V245H83ZM94 244V243H93ZM5 245V244H4ZM4 245H3V243H1L0 244V249H1V252L3 253V256H2V254H1V256L0 257H4V260L5 259H7V260H5V261H11L14 257H15V253L12 251V249H11V245H9V246H6V247H8V250H7V248L6 247H4ZM111 245V246H110ZM117 245H118V247H117ZM151 245H155V246H157L156 247V250H154V249H152L151 251H148L149 249H150V246ZM85 246H87V247H85ZM106 246H104L105 248H106ZM110 246V247H109ZM121 246V247H120ZM125 246V247H124ZM148 246V247H147ZM168 246H170V248H167ZM3 247V248H2ZM82 247H83V249H82ZM116 247V248H115ZM166 247V248H165ZM80 248H81V250H80ZM84 248H86V249H84ZM115 248V249H114ZM147 248H149V249H147ZM3 249V250H2ZM67 249V250H66ZM90 249V250H89ZM166 249H168V250H166ZM83 250V251H82ZM87 251V253H84V252H86ZM147 250V251H146ZM165 250H166V252H165ZM171 252H170V251ZM4 251H5V254H4ZM6 251H8V253H6ZM80 251H82V252H80ZM142 251V250H141ZM158 253H157V252ZM111 252V251H110ZM124 252H126V250L124 251ZM148 252V253H147ZM162 252H164V254L162 253ZM10 253H12V254H14V256L11 254L10 255ZM76 253H77V255H76ZM120 253V254H119ZM118 253V255H121V256H116L117 258H114L115 259V261L114 262H117V259L119 258V257H121V258H123V257H126V258H128L127 257V254H125V253H122V251L121 252H119ZM78 254H80V255H78ZM111 254V253H110ZM109 253H108V256H109V258H111V256H112V258H113V254H111L110 255ZM9 255V256H8ZM168 255H170L171 256V258L168 256ZM6 256V257H5ZM11 256V257H10ZM13 256V257H12ZM63 256V255H62ZM66 256V255H65ZM166 256V257H165ZM165 257V258H164ZM125 258V259H126ZM174 260H173V259ZM1 260H0V262L3 260V258H0ZM11 259V260H10ZM71 259H72V261H71ZM125 259H122L123 261L125 260ZM146 259V260H147ZM161 259V260H162ZM165 259H167L168 261H166ZM171 259V260H170ZM3 260V261H4ZM121 259L119 260L118 259V262L119 261H122ZM128 260V259H127ZM127 260H125V261H127ZM4 261V262H5ZM264 261H262L261 260V263L262 264H264L263 263ZM79 264H81V262L79 263ZM154 264V263H153Z\"/></svg>",
	"mask_w": 264,
	"mask_h": 264
},
{
	"label": "snow or ice",
	"instance_id": "3",
	"mask_svg": "<svg viewBox=\"0 0 264 264\" xmlns=\"http://www.w3.org/2000/svg\"><path fill=\"white\" fill-rule=\"evenodd\" d=\"M187 4H188V0H174V3H173L172 8H171V12H170L172 21H175V20L178 19V17L184 11V9L187 6ZM172 27H173V24L169 23L165 27L164 31L168 32V31L171 30ZM0 128H2V126H0ZM129 135H130V127L128 125H125L124 128H123V132H122V140H123V143L125 144L126 149L128 147H131V141H130V139H128ZM13 171H15V165L14 164H13ZM10 190L11 189L9 188V191ZM43 239L48 243L49 247L55 253L56 259L59 261L60 257L62 256V253H61L60 249L56 248L52 244V242L48 239L46 234L43 235ZM129 247H131L130 244H129ZM61 264H62V261H61Z\"/></svg>",
	"mask_w": 264,
	"mask_h": 264
}]
</instances>
